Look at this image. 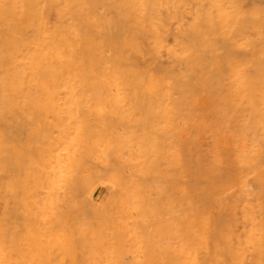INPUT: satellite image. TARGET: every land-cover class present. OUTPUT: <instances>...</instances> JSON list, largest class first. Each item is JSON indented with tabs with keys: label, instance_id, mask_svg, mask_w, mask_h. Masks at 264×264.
I'll list each match as a JSON object with an SVG mask.
<instances>
[{
	"label": "rangeland",
	"instance_id": "rangeland-1",
	"mask_svg": "<svg viewBox=\"0 0 264 264\" xmlns=\"http://www.w3.org/2000/svg\"><path fill=\"white\" fill-rule=\"evenodd\" d=\"M37 1L38 2L36 3L38 4L32 3L30 5L28 3L24 4L25 2L24 0H19L18 1L19 3L18 2L14 3L16 8L19 7V9L21 10L24 9L25 12L28 11L29 13L26 17V21L24 22L25 25L27 24L26 26L24 25L26 28L22 31L23 33L27 32V36L26 34L22 33L21 34L22 36L20 34H19L20 36L14 35L16 37L10 39L11 43H9L10 44L9 46H13V47H9L8 49L7 60L8 63L12 62L10 63L11 65L15 62V60L16 63H18L19 61L18 64L21 63L20 62L21 60L22 62L24 60L23 63L25 65L21 63L20 64L21 67L20 65H17L18 66L17 68L15 66H12L15 69L11 68L9 72H11L10 74H12L13 76L10 75V77L11 76L12 77L11 79L9 78L10 80H8L9 84L7 83L5 85L6 88L9 89L7 91L5 90L6 91L5 95L6 96L8 95V98L4 97V99H2V102H0V111H1L0 112V118H1L0 119V144H1L0 153L2 151L4 153L7 152L6 154L1 153L0 155L1 156L0 157V163H1L0 214L1 215L5 214L4 215L5 217L4 216L0 217V225L2 227V228L0 227V235H1L0 239L3 238L2 239L3 248L2 247L1 248L2 249L6 248V250L4 249L3 251L1 249L3 254L2 253L0 254L1 259L3 260L2 261L3 264H48L47 261L48 262L50 261L49 264L51 263L55 264L56 262H57L56 264H62V263L71 264V262L73 264L75 263L76 264H113V263L118 264L120 261H121L120 264H142V263L145 264L146 262H151L146 264H164V263L169 264L168 260H170L169 257L171 253H172L171 258H173L174 256L175 257L173 258L174 262L170 261L171 262L170 264H177V263L179 264H188V263L190 264H264V144H263L264 143V70L262 71V69H264V67H262V65L264 66V14L259 15L260 13H264L263 12L264 0H239V3L238 0L236 1L234 0H120V1L112 0V2L111 0H64L65 2H63V0H61L62 2L60 0H46V1L37 0ZM70 1H72L74 4L72 5ZM78 1H80L82 5L80 3H76ZM119 2H121V6ZM126 2L128 3V5L130 4L129 7ZM237 3L238 5L236 6L235 4ZM75 4L76 6H74ZM111 4H113L114 6ZM27 5L29 7H27ZM34 5L36 7H34ZM39 6L40 9L38 8ZM67 6L70 7L69 11L74 9L73 11L75 12H67L68 11L66 10ZM132 6L136 7L134 8V10L132 9L133 11L131 10V8H133ZM113 7L114 9H111ZM234 7L236 8L235 9L236 11L238 10L241 11L244 9L245 11L244 10L243 11L245 13L251 11V14L248 15V13L246 14L241 13L242 12L241 11V12H237L239 14L241 13L240 14L241 16L238 17L239 14H236L238 16L235 15ZM78 8L79 11H77ZM81 8L83 9V11H81ZM120 9H122L123 11ZM55 10H57L60 13H58ZM37 11H39V13H37ZM41 11H43L42 12L43 14L40 13ZM125 11L126 13L124 14ZM79 12L80 13L83 12V13L80 14ZM129 12L132 13L130 14ZM45 13L50 16H47ZM77 13H79V15ZM38 14H40L39 17ZM94 14H96L97 16H95ZM35 16L36 18H33ZM41 16L42 18H40ZM79 16L82 19L84 18V20H87L85 21L86 23L83 22L84 20H82ZM99 16L101 17V19H103L102 17L106 16L105 17L106 19L104 18L103 20H101L99 19ZM140 16L142 17V19ZM88 17H90L92 20ZM93 17L96 18L94 19ZM122 17L124 18L122 19ZM27 18H29V20L30 19H34V20L29 21ZM46 19H48V21H46ZM149 19L151 20L148 21ZM96 20L98 21L97 23L101 22L100 24H98V26H96L97 25ZM114 20H115V24H113ZM32 21H34L35 23ZM36 22L39 24H36ZM80 22L82 23L80 24ZM70 23L71 25H69ZM118 23H120V26ZM62 24H64V27ZM91 24H93L92 25L93 28L90 27L89 30L86 31L88 28L85 27H89ZM144 24L147 25L145 26ZM66 25L70 26L69 27L70 29L71 28L74 29H71L70 32H68L69 30L66 31V29L69 28ZM103 25H105L106 27ZM108 25H111L110 28ZM113 25L117 27L115 28ZM52 26L55 28L52 29ZM81 26H83L84 29L81 28ZM101 26H103L102 29ZM98 27L100 29H98ZM141 27L143 29H141ZM195 27H197L196 31H195ZM58 28L61 29L60 30L61 38L58 35L60 34ZM79 28L81 30L83 29L84 31H86L85 33L80 31L83 34V36L81 33L77 32L80 30ZM145 28L147 31L146 33H143L145 32ZM34 31H36L37 33L36 32L34 33ZM71 32H73L74 34ZM39 33L40 35H37ZM138 33H140L139 36ZM156 33H159L158 36H160L162 40L157 36ZM161 33L163 35H161ZM78 34L80 35V37L82 36V38L85 39L79 38ZM84 34L85 35L87 34V36L88 35L91 36L87 37ZM176 34L178 36H176ZM68 35L70 38L68 37ZM29 36L30 38L32 37V39H30L31 41H29ZM23 37L26 39L28 43L25 42V39H23ZM49 38L50 40L48 41ZM89 38L90 41H88ZM12 39L14 40L12 41ZM52 40L54 41L55 44L52 43L53 42ZM61 40L63 41L65 40V41L63 42ZM147 40L151 42V44H149ZM87 41L89 43H87ZM16 42H18V44H16ZM20 42L22 45L20 44ZM23 42L25 43L24 45L26 47L23 45ZM58 43L62 44L63 46L61 45L59 46ZM79 43H81L80 45L81 46L83 45L84 47L79 46ZM38 44L42 47V49L41 47L37 48L39 47ZM87 44L89 45L87 46ZM18 45L20 47L18 49L19 53L16 52L10 54L11 52H15V49L17 50ZM85 45L87 47H85ZM76 46H78L80 49L76 48ZM64 47L66 49L65 52H64ZM141 47L143 48L142 50L145 49L144 52L141 50ZM21 49L23 51H21ZM89 49L90 51H88ZM36 50H39L37 52L36 59H38L40 63L42 62L41 63L42 65L40 66L38 65L40 68L37 67V69H34L35 66L33 67L32 65H36L35 62ZM49 51L51 52L50 54ZM86 51H88L89 53H86ZM83 53H86V55L88 54L86 56L87 58L83 56L84 55ZM14 54L17 56H14ZM10 55L13 56L11 57ZM24 55L25 56L28 55V56L25 57ZM45 56L48 57L46 58ZM28 57H30V59ZM10 58H12V60ZM72 58L73 59L76 58V59L73 60ZM32 59L33 61H31ZM84 60H85V64L83 62ZM51 62H53V64H51L50 66ZM26 63L28 64L26 65ZM29 63L30 64L32 63L30 67H29ZM72 63H73V68H71ZM63 64L66 66H64ZM11 65L8 64L9 68ZM63 67H65L66 69ZM18 68L22 70L21 71L19 69L20 73L16 71V69L18 70ZM82 68L83 71H85V73L83 71L80 72ZM69 69H75V70H70L71 71L70 72ZM37 70L40 72L38 73ZM57 70L60 72H58ZM62 70L64 73L62 72ZM50 71L51 72L54 71L55 73H51ZM21 72L22 73L24 72L25 75L24 73L22 74ZM43 72H45L46 74ZM68 72L70 73L68 74ZM57 73L58 75H56L57 78L56 79L54 74ZM60 73L62 74L59 75ZM82 73L84 76L83 77L80 76L79 78V75H82ZM15 74H18V77H16ZM39 74L43 76H40ZM62 75L63 76L65 75L64 76L65 78H63ZM35 76L37 79L34 78ZM88 78H90V80H88ZM248 81H250L253 84L250 86V82ZM58 83L59 85L60 84L61 85L58 86ZM38 85L40 87H38ZM69 85H71L70 87L71 89L67 87ZM32 86L36 87V89L35 88L32 89L33 88ZM7 92L8 94H6ZM55 92L56 94L54 96L53 94ZM9 94L10 95L12 94V96L14 95L13 96L14 99L10 98L12 96H9ZM60 96L62 98H59ZM5 99L6 101H3ZM54 99L55 102L53 101ZM69 101H71V103ZM4 102L7 105L4 104ZM73 102H75L76 104H73ZM65 103H69V104H65ZM30 104L31 105L34 104L36 106L34 105L30 106ZM54 106L55 108H57V110L54 108ZM57 106L58 107L61 106V107L58 108ZM49 107L54 109L53 110L49 109ZM64 108L71 110L63 111ZM55 111H61V113ZM8 115L13 116V118L17 115L18 116L13 119L11 116H9L8 118ZM67 115L70 117H68ZM4 117H7L8 120L7 119L5 120ZM48 118L49 120L53 118L51 119V121H53V124H51L52 122H50ZM9 119H11V122H9L10 121ZM56 121L58 125H56L57 124ZM91 123H93L95 127ZM1 126L2 128H5L3 131L5 134L7 133L8 135L3 134ZM68 126L69 128H67ZM64 127H66L67 130ZM84 129L85 130L87 129V131H85ZM97 130L99 131L97 132ZM59 131L60 132L62 131L61 132L62 134ZM78 133L80 134L81 137L78 135ZM42 134H44L45 136ZM73 134L76 136H73ZM46 135L50 137L44 138L47 137ZM53 135H56V137ZM97 135H99V137H97ZM20 137L23 138H21L20 140ZM52 137H54L55 139ZM78 137H80V139ZM38 139L41 140L38 141ZM74 139L75 140L77 139L76 141L78 142H75ZM82 139L85 140L86 143H84L85 141H83ZM96 139H98V141ZM12 140L13 142H11ZM47 140H49V143L45 142ZM42 142H45V145H47L49 148L47 146L46 147L42 146L41 147L42 149L40 148L41 151L39 149L37 150L40 144H44ZM60 143L62 144L60 145ZM80 143L83 145V147ZM64 144L66 146H64ZM24 145L27 148H25ZM89 145L93 147V149H91ZM56 148L58 151L56 150ZM68 148H70V150ZM42 150L43 152L45 150L44 152L45 155L43 154ZM15 151L17 152L16 154H14ZM20 151L22 153H20ZM34 151L36 152V154L37 152L39 154L35 155ZM50 151L53 152L51 153ZM89 152L91 153L89 154ZM85 153L86 154L88 153L87 154L88 162L87 160L84 161L83 159L86 156ZM113 153L114 155L116 154L115 157L113 156ZM28 154L31 155L29 156ZM88 155L91 157H88ZM18 156L19 158H17ZM37 156L40 161L42 160L41 162H38V159L36 158ZM46 156L48 157V159ZM57 156L58 158H56ZM64 156H66L67 159ZM5 157L7 160H5ZM60 157L62 159L65 158L64 160L66 161L60 159ZM43 158L50 161V163L47 160H44ZM57 159L58 160L60 159V161H57ZM31 160L33 161V163L37 161V164L34 163L32 165ZM70 160H72L73 162ZM24 161L26 162L28 161V162L26 163ZM56 161L59 163H57ZM62 161H64L65 163H63ZM82 161H84L85 164H83ZM13 162L14 163L19 162L20 165H18V163L13 164ZM55 163H57V165ZM7 164H9L10 166ZM62 164L64 166H62ZM24 165H26L25 166L26 168L24 167ZM40 165L46 167L44 168ZM66 165L68 166V168ZM79 165H81L82 169ZM38 166L41 167L40 170L39 168H36ZM49 166L51 168L54 167L55 170L51 169ZM19 167L20 169L21 168L22 169L20 170ZM1 168L2 169L4 168L3 171L1 170ZM42 168L45 169L46 172H44ZM69 168L73 170H69ZM110 168L114 169V174L110 173L111 172ZM34 169H37L41 173L39 174V172L37 170L36 172ZM30 170H32V172ZM49 171H51V173L54 174L56 177L53 176L52 174L51 176ZM90 171L94 175H92ZM95 171L99 173L101 177H99V174H97ZM117 171L118 174L121 172L122 173L121 175L123 177H121L120 174L118 175ZM26 173L30 177L27 176ZM36 173L39 176L34 175ZM42 173H45L44 174L46 175L45 177L48 176V178L45 179ZM59 173L61 175H59ZM104 173H107V175ZM78 175H80L81 178H79L80 176L78 177ZM32 176L33 179H30ZM3 177H5V179ZM6 177H8L9 179L12 178V180H10L12 183L9 181V179L6 180L7 179ZM17 177H19V179H17ZM119 177L122 178L123 180L122 179L120 180ZM22 178L23 179L25 178L24 181L22 180ZM43 179L45 183H43L44 182L42 181ZM54 179H56V181ZM58 179H61L63 181ZM90 179L94 180L93 183L92 181H90ZM57 180L59 181V183H57L58 182ZM71 180H75V181H71ZM79 180L80 181L85 180V181H82L80 183ZM67 181L68 183L70 182L76 183V181L77 183L78 182L79 183L78 184L76 183L77 185L75 183L74 184L70 183L71 185H67L68 184ZM141 182L142 183L146 182V184L148 183V185H145L149 187V188L146 187L148 193L145 191V186L142 185ZM37 183L40 184L36 185ZM128 183H130V185ZM16 184H18V186ZM43 184H45L46 186H43ZM22 185L23 187H21ZM11 186L13 187L12 189L14 190L11 189ZM27 186L30 187V189L27 190ZM37 186H42L45 188H39ZM47 186H49L48 188L50 189H48ZM52 186L56 190H54ZM72 186H74L73 188H75V190L77 189L78 191L77 193L79 194H77L76 191H74ZM87 186H89L90 188ZM63 187L67 189V192L65 191L66 189L62 190L64 189ZM123 187L128 188L129 191L127 192V189L125 190V188ZM19 188L20 190L22 189L23 191L25 189L26 190L23 193L22 191L21 192L19 191ZM82 188L84 190H82ZM139 188H141L142 190L145 191V193H147L146 197L144 194H142L143 191L141 192V189ZM43 189L45 193H43ZM123 189L126 192L125 191L121 192V190ZM47 190L48 192H46ZM49 190H51V192ZM72 190L74 191V193H72ZM29 191L32 193L29 194ZM55 191H57V193ZM116 191L119 192L120 196L122 197H120ZM135 191L136 192L138 191L137 192L138 195L136 194ZM87 192H91V193L87 194ZM42 193L47 194L44 195L45 198L43 199H42V195H43ZM58 193H60V196ZM18 195H19L18 198H21L23 200L26 197L27 198L31 197L32 199L30 200L26 198L27 200H29L27 201L28 203L26 204L29 203L30 204L24 205L23 200L21 202L19 201L20 199L15 198ZM38 195L40 196L39 198L36 197ZM52 195H55L54 198L52 197ZM78 195L80 198L78 197ZM141 195H144L143 196L144 200L147 199L148 196L152 199L150 200L151 202L152 201L154 202L155 200L156 201L159 200L160 203L162 202L161 203V205H163L162 207H160L161 205L158 201L157 204H159L160 206L156 204L157 206L160 207L159 208L160 211L156 213V211L158 210V208H154L156 205L154 206L153 202L152 204L149 201L142 200ZM3 196H12V197L11 198L6 197V199H4ZM66 196H69L71 199ZM75 196L77 197V199L79 198L80 200L75 199L76 198ZM136 196H138V198ZM81 197L85 199L84 200L85 202ZM87 197L89 200L87 199ZM7 198H9L10 200H8ZM126 198L128 200H126ZM54 199H57L58 201ZM63 199L69 201L66 203L64 202ZM129 199L133 202L132 203L131 201L129 202ZM135 199L136 202L139 201L140 203L138 202L136 204V202L134 201ZM34 200L35 201L39 200L42 205H40L39 201H38L39 204L37 202H33ZM6 201H11V202H6ZM46 201H48V203H45ZM142 201H144V204L145 202H148L147 204L149 203L151 204L144 205ZM19 202L21 203V205H17ZM54 202L57 203L55 204ZM80 202L81 204L83 203V206L79 204ZM87 202H89L90 204ZM6 203H8V205ZM113 204L116 206H114ZM126 204H128V206ZM129 204H130V208L133 209L134 211L128 208ZM48 205H50L49 209H48ZM20 206L22 210L20 209ZM54 206L56 207L54 208ZM76 206H78L77 210L74 209L76 208ZM135 206L137 207V210ZM145 206H148V208ZM26 207L29 208L25 209ZM150 207L151 210H147L150 209ZM152 207L154 208L155 213L154 211L150 212L153 210ZM124 208L127 209L124 210ZM145 208L146 210H144ZM161 208L164 210L163 212L161 211L162 210ZM72 209L75 211H73ZM10 211L11 213H8ZM58 211L60 212L66 211V213L65 212L60 213ZM14 212L15 214L17 213L16 216L13 214ZM49 212L52 214H50ZM74 212L76 213L78 212L79 215L76 213L74 214ZM111 212L112 214H110ZM122 212L125 215H123ZM149 212L151 214H149ZM44 213L47 214L43 215ZM166 213L169 215V217H167L168 215H166ZM137 214L138 215L140 214L142 216V217L138 216L137 219L140 220L141 218L143 219L141 220L142 222H140V224L142 223H144V225L149 224L148 226L147 225L145 226L147 228H145L144 225L142 227L139 224L138 221L140 220L138 221L135 220L136 219L135 216L137 217ZM175 214H178V216ZM22 215L25 216L23 217ZM27 215L32 217L33 222L29 221L31 220V218H27L28 217ZM46 215L50 218H46L47 217ZM51 215H53L54 217L52 216V218L55 219H52ZM55 215L57 216L59 215V216L56 217ZM86 215L87 217H85ZM117 215H118V219H117ZM14 216L16 218H13ZM78 216L80 217L81 220L78 219L79 218ZM174 216L176 217V219ZM179 216L180 217L182 216L181 218L183 219L179 218ZM22 217L27 222L29 221L28 222L29 225L26 221L24 222L22 221L23 220ZM144 217L148 219H145ZM171 217L172 219L174 218L175 220V221L173 220L174 222L173 225H172V219L170 223L167 222L170 220ZM17 218L19 221L17 220ZM121 218L122 219L124 218V222L125 220L128 219V221L125 222L127 225L122 224L123 221ZM167 218H169V220ZM39 219L41 220L46 219L45 220L46 222L44 221L40 222ZM64 219L66 220V222ZM83 219H85L84 220L85 222L84 221L81 222ZM120 219L122 222L119 221ZM76 220L78 223L76 222ZM144 220L146 222H144ZM158 220L159 222H157ZM176 220L177 221L179 220L178 224L180 225L177 224ZM48 221L50 223L52 222L51 225ZM136 221L137 224H139L138 225L139 229L136 228L137 226L135 223ZM160 221L162 224L164 223L165 224L161 225ZM9 222H12L10 223L11 225L9 224V226L12 228L8 226L9 227L8 228L9 231H8L7 223ZM15 222H18V224L21 225L20 229L18 228L19 225ZM129 222L130 224H128ZM42 223H44V226ZM82 223H84V226ZM61 224L62 226L59 227ZM75 224L77 226H74ZM133 225H134L135 233L133 232V234H130L132 231H134ZM165 225L166 226L169 225L167 227L168 231L166 230L168 232L167 235L173 237V238L169 237L170 238L169 243H168L169 241L168 238L167 240H164L165 239L164 236L167 237L166 231L165 230L163 231ZM119 226L121 228H119ZM171 226L174 229L172 228L170 229ZM4 227L6 228L3 229ZM14 227L17 229H15ZM159 227L160 229H158ZM175 227L179 228L178 229L179 232H177V229L175 230ZM70 228L72 230L71 233L70 230H68ZM25 229L27 230L25 231ZM36 229L41 234H38ZM45 229H47L48 231L47 230L45 231ZM60 229H63L64 231ZM65 229L68 231H66ZM116 229L118 230L116 231ZM121 229L123 231H121ZM98 230L102 232H98ZM127 230H131L130 233ZM145 230L146 232L149 231V233H147L146 236L140 235L142 231L144 234ZM62 231L64 233H62ZM126 231L128 232V234L125 233ZM152 231H158V232H152ZM18 232L21 233L23 237H21L20 234L18 235L17 234ZM26 232L28 233L26 234ZM89 232H91L92 235L91 233L89 234ZM121 232L123 233V235H121L122 234ZM175 232H177L176 234L179 235V238L178 235H176L175 237L173 236ZM9 233H12L13 235ZM22 233H24L25 235ZM4 234L5 235L7 234V236H5ZM28 234H30L31 239L29 237L28 239L26 238L27 236H29ZM65 234L67 235L69 234V235L67 236ZM82 234H85V236ZM148 234L149 235L154 234V236L153 235L148 236ZM14 235L15 236L17 235L16 238ZM59 235L60 236L62 235V237H60ZM81 235H82V239L83 237H85L84 240L80 238ZM87 235L89 236V240ZM109 235L110 237L111 236L112 237L110 238ZM54 236H56V238H54ZM90 236H92V238ZM6 237H9V240L8 238L6 239ZM130 237L131 239H128ZM148 237L150 238L149 242L145 241ZM12 238H14V241H12L13 240ZM57 238L59 240L61 239V241H58ZM62 238H64L65 240ZM101 238H105V239L103 240ZM144 238L146 239L144 240ZM153 238H158L159 240H152ZM15 239L16 240L19 239V241H16ZM98 239L103 240V242L99 241ZM124 239L130 240V242ZM132 239L134 241H131ZM114 240L120 245L115 243ZM137 240L139 241L141 240L144 242L141 243L140 241V243L137 244ZM25 241L28 242L25 243ZM30 241L31 243H29ZM152 241L153 242L157 241L158 243L156 242L153 243ZM159 241H163V243L160 244L161 242ZM164 241H166V243H164ZM181 241L184 244L181 243L182 244L181 245L180 244ZM55 242L57 244L59 243V245H56ZM84 242H86V244H84ZM120 242H122L123 244ZM75 243L77 244L76 246L74 245ZM150 243H152V245H149L150 247L147 246V244ZM61 244H63V246ZM82 244L83 246L81 247ZM127 244L129 246H126ZM134 244L137 245L135 246ZM159 244L162 247H160ZM164 244L166 245L168 250H166ZM10 245H12L11 248H9ZM116 245L118 246L116 247ZM172 245L174 246V249H176L175 252H173L174 250L172 251L173 249V247H171ZM40 246L42 248H40ZM141 246H143L144 250H142L141 253L140 252L137 253V251H141L142 249ZM163 246L167 251V253L165 250L163 253L162 251ZM182 246H185L186 249ZM26 247L30 254L29 253L26 254L27 253V250L25 249ZM29 247L31 251L29 250ZM36 247H38V249ZM67 247L70 248L65 249ZM132 247L134 249H132ZM189 247L192 249V251ZM75 248H77V250ZM115 248L117 251L114 250ZM137 248H139V250ZM148 248L150 252H147L149 251ZM187 248H189V251ZM10 249L13 251L11 252ZM135 249L137 250L135 251ZM155 249H159V250L156 251ZM64 250L65 252L66 251H70V252L65 253ZM82 250L84 251V253L81 252ZM85 250L87 251L85 252ZM133 250L135 252H133ZM185 250L190 253V254L186 253V255L187 256L189 255V257H186V255H184L185 253L183 254V251ZM17 251L23 252L24 254L18 253ZM33 251L35 252L33 253ZM53 251L56 252L59 251V253L57 254ZM176 251H178L179 253H177ZM145 252L146 254H144V257L147 255L146 257L147 259H149V261L146 259V257L145 258L142 257V253ZM53 253H55L56 257L54 256ZM71 253L74 255H71ZM132 253L133 255H130ZM153 253L155 255L158 254L159 257L161 256V258H158V255L155 258V255ZM173 253L175 254L174 256ZM45 254L51 256L52 258L45 257L47 256ZM63 254H65L66 257L63 256ZM7 255L9 256V260L7 258L8 257ZM21 255L24 257V259ZM109 255L111 256L109 257ZM150 255H152V257H150ZM166 255L168 257L166 258L167 260L162 258V257H166ZM131 256L132 257L136 256L138 257V259H136V257L133 258L134 261L132 263L133 259L131 258ZM74 257L76 258L74 259ZM18 258L19 260L16 261V259ZM125 258H127L128 261ZM152 258H154L153 259L154 262L151 260ZM187 258L188 259L192 258L193 261L191 259L187 260ZM51 259H54L55 261ZM78 259H80L82 263H80V260ZM37 260L40 261L41 263L38 262ZM44 260L46 261V263ZM159 260L161 263H159ZM185 261H189V262H185Z\"/></svg>",
	"mask_w": 264,
	"mask_h": 264
},
{
	"label": "bare ground",
	"instance_id": "bare-ground-1",
	"mask_svg": "<svg viewBox=\"0 0 264 264\" xmlns=\"http://www.w3.org/2000/svg\"><path fill=\"white\" fill-rule=\"evenodd\" d=\"M18 1H19V0H0V102H2V99H4V97H5V98H8V95L6 96V95H5V92H6L7 90H9V89H7L5 85H6L7 83L9 84L8 80H10L11 77L13 76L12 74H10L11 72H9V71L11 70V68H13L12 66H15V67L17 68V67H18L17 65H20L21 63L24 62V60H23V62H22V60H21V61H20L21 63L18 64L19 61H18V63H16V60H15V62L11 65L10 63H12V62H9V63H8V60H7V58H8V57H7L8 49H9V47H13V46H9V45H10L9 43H11V42H10V39L13 38V37H16V36H20V35L23 33L22 31L26 28L25 26L27 25V24L25 25L24 22L26 21V17H27V15H28L29 13H28V11L25 12L24 9H22V10H23V11H22L21 9H19V7L16 8V6L14 5V3H16V2H18ZM24 1H25L24 4H25V3H28L29 5L32 4V3H33V4H34V3H35V4H38V3H36V2H38L37 0H24ZM45 1H46V0H45ZM60 1H61V0H60ZM117 1H118V0H117ZM119 1H120V0H119ZM234 1H236V0H234ZM22 2H23V1H22ZM40 2H41V1H40ZM40 2H39V4H40ZM56 2H57V1H56ZM56 2H55V3H56ZM61 2H62V1H61ZM63 2H65V1L63 0ZM70 2L72 3V5L74 4L72 1H70ZM111 2H112V0H111ZM111 2H110V3H111ZM130 2H131V1H130ZM18 3H19V2H18ZM53 3H54V2H53ZM76 3H80V1H78V2H76ZM110 3H109V4H110ZM116 3H117V2H116ZM126 3H127V2H126ZM126 3H125V4H126ZM238 3H239V0H238ZM238 3L235 4V5L237 6ZM21 4H22V3H21ZM21 4H20V5H21ZM51 4H52V3H51ZM58 4H59V3H58ZM80 4H81V3H80ZM119 4H120V6H121V2H119ZM16 5H19V4H16ZM22 5H23V4H22ZM44 5H45V4H44ZM53 5H54V4H53ZM70 5H71V4H70ZM81 5H82V4H81ZM111 5H113V4H111ZM127 5H128V3H127ZM129 5H130V4H129ZM129 5H128V7H129ZM32 6H33V5H32ZM37 6H38V5H37ZM74 6H76V4H75ZM108 6H109V5H108ZM113 6H114V5H113ZM125 6H126V5H125ZM139 6H140V5H139ZM11 7H13V8H11ZM22 7H23V6H22ZM27 7H29V6L27 5ZM27 7H26V8H27ZM34 7H36V6L34 5ZM51 7H52V5H51ZM110 7H111V6H110ZM115 7H116V6H115ZM126 7H127V6H126ZM132 7H133V8H131V10H132V9L134 10V8H136V7H134V6H132ZM38 8L40 9V6H39ZM44 8H47V7H44ZM58 8H59V7H58ZM69 8H70V7L67 6V9H66V10H68L67 12H75V11H73L74 9H72V8H71L72 10L69 11ZM76 8H77V7H76ZM120 8H121V7H120ZM139 8H140V7H139ZM49 9H51V8H49ZM56 9H57V8H56ZM59 9H60V8H59ZM63 9H64V8H63ZM111 9H114V7L111 8ZM122 9H123V8H122ZM122 9H120V10H122ZM124 9H125V8H124ZM235 9H236V8L234 7V10H235ZM237 9H238V8H237ZM239 9H240V8H239ZM29 10H30V9H29ZM34 10H35V9H34ZM47 10H48V9H47ZM52 10H53V9H52ZM60 10H61V9H60ZM133 10H132V11H133ZM135 10H136V9H135ZM243 10H244V9H243ZM243 10H241L242 12L239 11V10H238V11L235 10V15H236V14H239V13H237V12L245 13V12H244L245 10H244V11H243ZM48 11H49V10H48ZM55 11H57V10H55ZM61 11H62V10H61ZM77 11H79V8L77 9ZM81 11H83L82 8H81ZM122 11H123V10H122ZM232 11H233V10H232ZM257 11H258V9H257ZM34 12H35V11H34ZM42 12H43V11H41L40 13H42ZM57 12H58V11H57ZM65 12H66V11H65ZM67 12H66V13H67ZM84 12H85V11H84ZM118 12H120V11H118ZM149 12H150V11H149ZM149 12H148V13H149ZM263 12H264V11H263ZM37 13H39V11H37ZM47 13H48V12H47ZM58 13H60V12H58ZM79 13H80V12H79ZM79 13H77V14L79 15ZM81 13H83V12H81ZM81 13H80V14H81ZM121 13H122V12H121ZM125 13H126V11L124 12V14H125ZM129 13L131 14L132 12H129ZM136 13H137V12H136ZM241 13H240V14H241ZM246 13H248V15H249V14H251V11H250V12H246ZM246 13H245V14H246ZM258 13H259V12H258ZM42 14H43V13H42ZM42 14H41V15H42ZM45 14H46V13H45ZM49 14H50V13H49ZM85 14H86V13H85ZM88 14H89V13H88ZM88 14H87V15H88ZM124 14H123V15H124ZM137 14H138V13H137ZM144 14H145V13H144ZM240 14H239V16H238V15H236V16L240 17V16H241ZM253 14H254V13H253ZM256 14H257V13H256ZM261 14L263 15L264 13H260L259 15H261ZM32 15H33V14H32ZM32 15H31V16H32ZM39 15H40V14H38V17H39ZM46 15H47V14H46ZM73 15H74V14H73ZM89 15H90V14H89ZM91 15H93V14H91ZM94 15L97 16L96 14H94ZM100 15H101V14H100ZM102 15H103V14H102ZM123 15H122V16H123ZM126 15H127V14H126ZM142 15H143V14H142ZM47 16H50V15H47ZM129 16H130V15H129ZM135 16H137V15H135ZM242 16H243V15H242ZM251 16H252V15H251ZM63 17H64V16H63ZM79 17H80V16H79ZM105 17H106V16H105ZM105 17H102V18L104 19ZM118 17H119V15H118ZM125 17H126V16H125ZM140 17H141V16H140ZM143 17H144V16H143ZM146 17H147V16H146ZM148 17H149V15H148ZM148 17H147V18H148ZM33 18H36V16L33 17ZM40 18H42V16H41ZM48 18H50V17H48ZM76 18H78V17H76ZM80 18H81V17H80ZM80 18H78V19H80ZM88 18H90V17H88ZM93 18L95 19L96 17H93ZM123 18H124V17H122V19H123ZM27 19L29 20V18H27ZM37 19H39V18H37ZM37 19H36V20H37ZM81 19H82V18H81ZM90 19H91V18H90ZM99 19H101L100 16H99ZM99 19H97V20H99ZM103 19H101V20H103ZM105 19H106V18H105ZM127 19H128V18H127ZM130 19H131V17H130ZM141 19H142V17H141ZM11 20H13V21H11ZM31 20H34V19H30L29 21H31ZM82 20H84V18H83ZM91 20H92V19H91ZM97 20H96V23L98 22ZM116 20H117V19H116ZM125 20H126V19H125ZM132 20H133V19H132ZM145 20H146V19H145ZM150 20H151V19H149L148 21H150ZM9 21H10V22H9ZM29 21H28V22H29ZM38 21H40V20H38ZM43 21H45V20H43ZM46 21H48V19H46ZM63 21H64V20H63ZM63 21H62V22H63ZM80 21H81V20H80ZM85 21H87V20H84L83 22H85ZM107 21H108V20H107ZM148 21H147V22H148ZM32 22H34V21H32ZM70 22H71V21H70ZM78 22H79V21H78ZM78 22H77V23H78ZM123 22H124V21H123ZM132 22H133V21H132ZM135 22H136V21H135ZM34 23H35V22H34ZM63 23H64V22H63ZM68 23H69V22H68ZM81 23H82V22H80V24H81ZM85 23H86V22H85ZM100 23H101V22H100ZM100 23H97V25H96V24H94V25L98 26V24H100ZM102 23H103V21H102ZM107 23H108V22H107ZM107 23H106V24H107ZM140 23H141V22H140ZM30 24H31V23H30ZM36 24H39V23L36 22ZM45 24H47V23H45ZM66 24H67V22H66ZM87 24H88V22H87ZM89 24H90V23H89ZM106 24H105V25H106ZM109 24H110V22H109ZM113 24H115V20H114V23H113ZM118 24H119V26H120V23H118ZM118 24H116V25H118ZM24 25H25V26H24ZM33 25H35V24H33ZM42 25H43V24H42ZM56 25H57V24H56ZM59 25H60V24H59ZM62 25H63V27H64V24H62ZM69 25H71V23H70ZM76 25H77V24H76ZM82 25H85V24H82ZM92 25H93V24H91L89 27H85V28H88L86 31H88L89 28L92 27ZM101 25H102V24H101ZM105 25H103V26H105ZM144 25H145V24H144ZM146 25H147V24H146ZM146 25H145V26H146ZM66 26H67L68 28L70 27V26H68V25H66ZM66 26H65V27H66ZM103 26H101V29L103 28ZM108 26H109V28H110L111 25H108ZM113 26H114V25H113ZM44 27H46V26H44ZM59 27H60V26H59ZM105 27H106V26H105ZM105 27H104V28H105ZM114 27L116 28L117 26H114ZM142 27H143V24H142ZM142 27H141V29H143ZM38 28H39V27H38ZM47 28H49V27H47ZM54 28H55V27L52 26V29H54ZM81 28H83V26H81ZM92 28H93V27H92ZM95 28H96V27H95ZM121 28H122V27H121ZM147 28H148V26H147ZM32 29H33V27H32ZM34 29H35V28H34ZM52 29H51V30H52ZM71 29H74V28H71ZM71 29H70V28H69V29H66V31L69 30L68 32H70ZM76 29H78V28H76ZM79 29H80V28H79ZM83 29H84V28H83ZM83 29H82V30L80 29V30L77 31V32L81 33L80 31H82V32L85 33L86 31H84ZM98 29H100V28L98 27ZM119 29H120V28H119ZM123 29H124V28H123ZM149 29H150V28H149ZM196 29H197V27H195V31H196ZM37 30H38V29H37ZM42 30H43V29H42ZM47 30H48V29H47ZM58 30H59V33H60V30H61V29L58 28ZM62 30H63V29H62ZM107 30H108V29H107ZM113 30H114V29H113ZM120 30H121V29H120ZM191 30H192V29H191ZM27 31H28V30H27ZM45 31H46V30H45ZM52 31H53V30H52ZM66 31H63V32H66ZM118 31H119V30H118ZM118 31H117V32H118ZM137 31H138V28H137ZM146 31H147V30H146V28H145V32H143V31H142V32H143V33H146ZM148 31H149V30H148ZM165 31H166V29H165ZM193 31H194V30H193ZM35 32H36V31H34V33H35ZM53 32H54V31H53ZM56 32H57V31H56ZM91 32H93V31H91ZM91 32H90V33H91ZM162 32H163V31H162ZM36 33H37V32H36ZM71 33H73V32H71ZM143 33H142V34H143ZM159 33H160V32H159ZM159 33H156L157 36L159 35ZM195 33H196V32H195ZM19 34H20V35H19ZM23 34H26V36H27V32H26V33H23ZM55 34H56V33H55ZM73 34H74V33H73ZM81 34H82V33H81ZM87 34H88V33H87ZM87 34H86V35L84 34V35L87 36ZM92 34H93V33H92ZM119 34H120V33H119ZM139 34H140V33H138V36H139ZM196 34H197V33H196ZM14 35H16V36H14ZM37 35H40V33L37 34ZM46 35H47V34H46ZM56 35H57V34H56ZM58 35H59V37L61 38V36H60L61 33L58 34ZM69 35H70V33H69ZM69 35H68V37H69ZM75 35H77V34H75ZM75 35H74V36H75ZM78 35H79V34H78ZM147 35H148V34H147ZM147 35H146V36H147ZM161 35H163V34L161 33ZM193 35H195V34H193ZM193 35H192V36H193ZM21 36H22V35H21ZM34 36H35V34H34ZM42 36H43V35H42ZM50 36H51V35H50ZM82 36H83V34H82ZM82 36L80 37V35H79V38H82ZM88 36H91V35H88ZM88 36H87V37H88ZM176 36H178V35L176 34ZM24 37H25V36H24ZM24 37H23V39L26 38V37H25V38H24ZM39 37H40V36H39ZM39 37H38V38H39ZM44 37H46V36H44ZM44 37H43V38H44ZM51 37H52V36H51ZM57 37H58V36H57ZM136 37H137V36H136ZM140 37H141V36H140ZM147 37H148V36H147ZM147 37H146V38H147ZM158 37L160 38V36H158ZM19 38H20V37H19ZM21 38H22V37H21ZM47 38H48V36H47ZM53 38H54V37H53ZM60 38H59V39H60ZM63 38H64V37H63ZM69 38H70V37H69ZM77 38H78V37H77ZM146 38H145V39H146ZM30 39H32V37L30 38V36H29V41H31ZM59 39H58V40H59ZM82 39H85V38H82ZM115 39H116V38H115ZM145 39H144V41H145ZM150 39H151V38H150ZM160 39H161V38H160ZM13 40H14V39H12V41H13ZM15 40H16V39H15ZM18 40H19V39H18ZM27 40H28V39H27ZM41 40H42V39H41ZM49 40H50V38L48 39V41H49ZM74 40H75V39H74ZM78 40H79V39H78ZM86 40H87V39H86ZM157 40H159V39H157ZM161 40H162V39H161ZM20 41H22V40H20ZM34 41H36V40H34ZM48 41H47V43H48ZM52 41H53V40H52ZM59 41H60V40H59ZM61 41H63V40H61ZM64 41H65V40H64ZM64 41H63V42H64ZM76 41H77V40H76ZM79 41H80V40H79ZM81 41H82V40H81ZM88 41H90V38L88 39ZM88 41H87V43H89ZM116 41H117V40H116ZM25 42H27L26 39H25ZM39 42H41V41H39ZM74 42H75V41H74ZM142 42H143V40H142ZM147 42H149V41L147 40ZM27 43H28V42H27ZM32 43H33V42H32ZM32 43H31V44H32ZM52 43H54V41H53ZM59 43H60V42H59ZM59 43H58V44H59ZM117 43H118V42H117ZM134 43H135V42H134ZM136 43H137V42H136ZM145 43H146V42H145ZM14 44H15V43H14ZM16 44H18V42H16ZM20 44H21V42H20ZM24 44H25V43L23 42V45H24ZM54 44H55V43H54ZM80 44H81V43H79V46H81ZM82 44H83V43H82ZM138 44H139V43H138ZM149 44H151V42H149ZM149 44H148V45H149ZM21 45H22V44H21ZM26 45H27V44H26ZM33 45H34V44H33ZM38 45H39V44H38ZM60 45L63 46L62 44H59V46H60ZM75 45H76V44H75ZM88 45H89V44H87V46H88ZM114 45H115V43H114ZM24 46H25V45H24ZM28 46H29V45H28ZM43 46H44V45H43ZM82 46H83V45H82ZM82 46H81V47H82ZM87 46L85 45V47H87ZM22 47H23V46H22ZM25 47H26V46H25ZM33 47H34V46H33ZM40 47H41V46L39 45V47H37V48H40ZM83 47H84V46H83ZM116 47H117V45H116ZM116 47H115V48H116ZM19 48H20V47H19V45H18L17 50L15 49V52H11L10 54H12V53H16V52L19 53V51H18ZM44 48H46V47H44ZM51 48H52V47H51ZM73 48H75V47H73ZM76 48H79V47L76 46ZM90 48H91V45H90ZM115 48H114V49H115ZM41 49H42V47H41ZM53 49H55V48H53ZM79 49H80V48H79ZM87 49H88V48H87ZM116 49H117V48H116ZM135 49H136V48H135ZM142 49H143V48L141 47V50H142ZM12 50H14V49H12ZM45 50H47V49H45ZM51 50H52V49H51ZM65 50H66V49H65V47H64V52H65ZM144 50H145V49H144ZM144 50H142V51L144 52ZM21 51H23V50L21 49ZM38 51H39V50H36V51H35V52H36V53H35L36 55L34 54V55H35V62H36V65H32V63H31V64L29 63V67H30V65H32L33 67L35 66L34 69H37V67H39L40 65H42V64H41L42 62L40 63L39 60L36 59V56H37V52H38ZM53 51H54V50H53ZM77 51H78V50H77ZM80 51H81V50H80ZM88 51H90V49H89ZM88 51H86V53H89ZM29 52H30V51H29ZM41 52H42V50H41ZM143 52H142V53H143ZM27 53H28V52H27ZM27 53H26V54H27ZM50 53H51V52L49 51V54H50ZM86 53H83V54H84L83 56L86 57V56L88 55V54L86 55ZM38 54H39V53H38ZM64 54H65V53H64ZM80 54H81V52H80ZM34 55H33V56H34ZM40 55H41V53H40ZM65 55H66V54H65ZM78 55H79V54H78ZM10 56H11V55H10ZM12 56H13V55H12ZM12 56H11V57H12ZM14 56H17V55L14 54ZM20 56H21V55H20ZM24 56H25V55H24ZM27 56H28V55H27ZM27 56H25V57H27ZM29 56H31V55H29ZM81 56H82V55H81ZM142 56H143V54H142ZM45 57H46V56H45ZM47 57H48V56H47ZM47 57H46V58H47ZM49 57H50V55H49ZM75 57H76V56H75ZM28 58L30 59V57H28ZM43 58H44V57H43ZM43 58H41V59H43ZM77 58H78V57H77ZM83 58H84V57H83ZM86 58H87V57H86ZM10 59L12 60V58H10ZM29 59H28V60H29ZM33 59H34V58H33ZM33 59H32L31 61H33ZM72 59H73V58H72ZM75 59H76V58H74L73 60H75ZM78 59H79V58H78ZM18 60H19V59H18ZM51 60H52V59H51ZM54 60H55V59H54ZM54 60H53V61H54ZM80 60H81V59H80ZM80 60H79V61H80ZM9 61H10V60H9ZM43 61H44V60H43ZM48 61H50V60H48ZM81 61H82V60H81ZM35 62H34V63H35ZM54 62H55V61H54ZM57 62H58V61H57ZM73 62H74V61H73ZM83 62H84V64H85V60H84ZM8 64L11 65L10 68H9ZM27 64H28V63H26V65H27ZM43 64H44V63H43ZM47 64H48V63H47ZM51 64H53V62L50 63V66H51ZM55 64H56V63H55ZM78 64H79V62H78ZM23 65H25V64L23 63ZM38 65H39V66H38ZM63 65H64V64H63ZM82 65H83V63H82ZM7 66H8V67H7ZM52 66H53V65H52ZM57 66H58V65H57ZM64 66H66V65H64ZM74 66H75V65H74ZM20 67H21V65H20ZM46 67H47V66H46ZM70 67H71V66H70ZM76 67H77V66H76ZM76 67H75V68H76ZM80 67H81V65H80ZM83 67H84V66H83ZM262 67H264V66L262 65ZM8 68H9V69H8ZM39 68H40V67H39ZM39 68H38V69H39ZM41 68H42V66H41ZM63 68H65V67H63ZM68 68H69V67H68ZM71 68H73V63H72V67H71ZM78 68H79V67H78ZM131 68H132V67H131ZM13 69H15V68H13ZM19 69H20V68H18V70L16 69V71L20 73V70H21V69H20V70H19ZM28 69H29V68H28ZM30 69H32V68H30ZM65 69H66V68H65ZM85 69H86V68H85ZM133 69H134V68H133ZM261 69H262V68H261ZM26 70H27V68H26ZM43 70H44V69H43ZM70 70H75V69H69V71H70ZM131 70H132V69H131ZM263 70H264V69H262V71H263ZM13 71H14V70H13ZM13 71H12V72H13ZM21 71H22V70H21ZM37 71H38V70H37ZM57 71H58V70H57ZM76 71H77V70H76ZM78 71H79V70H78ZM82 71H83V68H82V70H80V72H82ZM88 71H89V70H88ZM17 72H16V73H17ZM26 72H27V71H26ZM39 72H40V71H38V73H39ZM50 72H51V71H50ZM58 72H60V71H58ZM62 72H63V70H62ZM70 72H71V71H70ZM70 72H68V74H69ZM83 72L85 73V71H83ZM21 73H22V72H21ZM23 73H24V72H23ZM23 73H22V74H23ZM27 73H28V72H27ZM43 73H45V72H43ZM51 73H55V72L53 71V72H51ZM51 73H50V74H51ZM63 73H64V72H63ZM86 73H87V71H86ZM249 73H252V72H249ZM255 73H256V72H255ZM29 74H30V73H29ZM45 74H46V73H45ZM61 74H62V73H60L59 75H61ZM68 74H67V75H68ZM10 75H12V76L10 77ZM15 75H16V77H18V74H15ZM24 75H25V73H24ZM39 75H40V74H39ZM51 75H52V74H51ZM54 75H55V78H56V75H58V73H57V74H54ZM67 75H66V76H67ZM40 76H43V75H40ZM62 76H63V75H62ZM64 76H65V75H64ZM64 76H63V78H65ZM75 76H77V75H75ZM80 76L83 77V76H84L83 73H82V75H79V78H80ZM86 76H87V75H86ZM248 76H249V75H248ZM252 77H253V76H252ZM9 78H10V79H9ZM19 78H20V77H19ZM26 78H27V77H26ZM34 78H36V76H35ZM52 78H54V77H52ZM84 78H85V77H84ZM84 78H83V79H84ZM255 78H256V77H255ZM36 79H37V78H36ZM56 79H57V78H56ZM67 79H68V78H67ZM81 79H82V78H81ZM40 80H41V79H40ZM52 80H53V79H52ZM88 80H90V78H88ZM53 81H54V80H53ZM77 81H78V80H77ZM84 81H85V80H84ZM246 81H247V79H246ZM251 81H252V79H251ZM255 81H256V80H255ZM16 82H17V81H16ZM24 82H25V80H24ZM40 82H42V81H40ZM57 82H58V81H57ZM81 82H82V81H81ZM90 82H91V81H90ZM248 82H250V81H248ZM248 82H247V83H248ZM253 82H254V80H253ZM17 83H18V82H17ZM19 83H20V82H19ZM52 83H53V82H52ZM55 83H56V82H55ZM67 83H68V82H67ZM82 83H83V82H82ZM39 84H40V83H39ZM252 84H253V83L250 82V86H251ZM10 85H11V83H10ZM16 85H19V84H16ZM16 85H15V86H16ZM33 85H35V84H33ZM40 85H41V84H40ZM60 85H61V84H60ZM60 85H59V83H58V86H60ZM86 86H87V84H86ZM32 87H33V86H32ZM32 87H31V88H32ZM38 87H40V86L38 85ZM42 87H44V86H42ZM67 87H69V89H71V88H70L71 85H69V86H67ZM5 88H6V89H5ZM34 88L36 89V87H33L32 89H34ZM80 88H81V87H80ZM83 88H84V87H83ZM40 89H41V88H40ZM66 89H68V88H66ZM5 90H6V91H5ZM23 90H24V89H23ZM11 91H12V90H11ZM52 91H54V90H52ZM55 91H56V90H55ZM8 92H9V91H8ZM8 92H7L6 94H8ZM23 92H24V91H23ZM27 92H28V91H27ZM82 92H83V91H82ZM14 93H15V92H14ZM14 93H12V94H14ZM29 93H30V91H29ZM52 93H53V92H52ZM66 93H68V92H66ZM69 93H70V92H69ZM12 94H11V95L9 94V96H12ZM15 94H16V93H15ZM36 94H37V92H36ZM36 94H35V95H36ZM47 94H48V93H47ZM47 94H46V95H47ZM55 94H56V92H55L53 95L55 96ZM69 95H70V94H69ZM13 96H14V95H13ZM13 96L10 97V98H13V99H14ZM43 96H44V95H43ZM75 96H76V95H75ZM17 97H18V96H17ZM44 97H45V96H44ZM76 97H77V96H76ZM59 98H62V97L60 96ZM68 98H69V97H68ZM74 98H75V97H74ZM13 99H12V100H13ZM55 99H56V97H55ZM55 99L53 100L54 102H55ZM66 99H67V98H66ZM10 100H11V99H10ZM10 100H9V101H10ZM19 100H20V99H19ZM21 100H22V98H21ZM21 100H20V101H21ZM29 100H30V99H29ZM45 100H47V99H45ZM51 100H52V99H51ZM59 100H60V99H59ZM70 100H71V99H70ZM3 101H6V99L3 100ZM31 101H33V100H31ZM77 101H78V100H77ZM21 102H22V101H21ZM38 102H39V101H38ZM69 102L71 103V101H69ZM28 103H29V102H28ZM32 103H33V102H32ZM46 103H47V102H46ZM56 103H57V102H56ZM56 103H54V104H56ZM61 103H62V102H61ZM80 103H81V102H80ZM4 104H6V103L4 102ZM8 104H9V103H8ZM50 104H51V103H50ZM54 104H53V105H54ZM59 104H60V103H59ZM62 104H63V103H62ZM65 104H69V103H65ZM73 104H76V103L73 102ZM78 104H79V103H78ZM2 105H3V104H2ZM6 105H7V104H6ZM6 105H4V106H6ZM17 105H18V104H17ZM17 105H16V106H17ZM25 105H26V104H25ZM33 105H34V104H33ZM33 105L30 104V106H33ZM53 105H52V106H53ZM8 106H9V105H8ZM12 106H13V105H12ZM16 106H15V107H16ZM34 106H36V105H34ZM62 106H63V105H62ZM65 106H66V105H65ZM69 106H72V105H69ZM78 106H79V105H78ZM80 106H81V104H80ZM57 107H58V106H57ZM60 107H61V106H60ZM60 107H58V108H60ZM54 108H55V106H54ZM54 108H53V109H54ZM62 108H63V107H62ZM49 109H52V108L49 107ZM53 109H52V110H53ZM55 109L57 110V108H55ZM73 109H74V107H73ZM2 110H3V109H2ZM37 110H38V109H37ZM46 110H47V109H46ZM58 110H59V109H58ZM61 110H62V109H61ZM65 110H66V111H70L71 109L68 110V109H65V108H64L63 111H65ZM14 111H15V110H14ZM31 111H32V110H31ZM34 111H35V110H34ZM34 111H33V112H34ZM47 111H48V110H47ZM0 112H1V111H0ZM26 112H27V111H26ZM55 112H60V113H61V111H55ZM81 112H82V111H81ZM44 113H45V112H44ZM63 113H64V112H63ZM66 113H67V112H66ZM69 113H71V112H69ZM76 113H77V111H76ZM13 114H16V113H13ZM35 114H36V113H35ZM2 115H3V114H2ZM5 115H6V114H5ZM22 115H23V114H22ZM41 115H42V114H41ZM44 115H45V114H44ZM46 115H47V114H46ZM50 115H51V114H50ZM52 115H53V114H52ZM55 115H56V114H55ZM58 115H59V114H58ZM79 115H80V114H79ZM9 116H11V115H8V118H9ZM17 116H18V115H17ZM17 116H15V117H17ZM24 116H25V115H24ZM61 116H62V115H61ZM67 116H68V115H67ZM67 116H65V117H67ZM81 116H82V115H81ZM2 117H3V116H2ZM11 117L13 118V116H11ZM15 117H14V118H15ZM48 117H50V116H48ZM68 117H70V116H68ZM8 118H7V117H4L5 120H6V119L8 120ZM14 118H13V119H14ZM23 118H24V117H23ZM23 118H22V119H23ZM41 118H42V117H41ZM55 118H56V116H55ZM73 118H74V117H73ZM78 118H79V117H78ZM81 118H82V117H81ZM81 118H80V119H81ZM0 119H1V118H0ZM2 119H3V118H2ZM35 119H38V118H35ZM51 119H53V118H51ZM51 119L49 120V118H48V120H49L50 122H52L51 124H53V121H51ZM58 119H59V118H58ZM63 119H64V118H63ZM100 119H101V118H100ZM9 120H10L9 122H11V119H9ZM19 120H20V119H19ZM32 120H34V119H32ZM41 120H42V119H41ZM44 120H45V119H44ZM83 120H84V119H83ZM14 121H16V120H14ZM30 121H31V119H30ZM35 121H36V120H35ZM42 121H43V120H42ZM54 121H55V120H54ZM57 121H58V120H57ZM57 121H56V123H57ZM67 121H68V120H67ZM81 121H82V120H81ZM1 122H2V121H1ZM3 122H4V121H3ZM6 122H7V121H6ZM12 122H13V121H12ZM73 122H75V121H73ZM85 122H86V120H85ZM15 123H16V122H15ZM36 123H37V122H36ZM45 123H46V122H45ZM63 123H64V122H63ZM70 123H71V122H70ZM87 123H88V122H87ZM5 124H6V123H5ZM16 124H17V123H16ZM48 124H49V123H48ZM71 124H72V123H71ZM91 124L93 125V123H91ZM94 124H95V123H94ZM6 125H7V124H6ZM20 125H21V124H20ZM56 125H58V123H57ZM63 125H64V124H63ZM66 125H67V124H66ZM68 125H69V124H68ZM262 125H263V124H262ZM2 126H3V125H2ZM2 126H1V129H2V131H3L5 128H2ZM7 126H8V125H7ZM59 126H60V125H59ZM84 126H85V125H84ZM89 126H90V125H89ZM93 126L95 127V125H93ZM256 126H258V125H256ZM9 127H10V126H9ZM44 127H45V126H44ZM44 127H43V128H44ZM52 127H53V125H52ZM90 127H91V126H90ZM7 128H8V127H7ZM16 128H17V127H16ZM54 128H55V127H54ZM64 128H66V127H64ZM67 128H69V126H68ZM67 128H66V130H67ZM75 128H76V127H75ZM87 128H88V127H87ZM55 129H56V128H55ZM81 129H83V128H81ZM17 130H18V129H17ZM25 130H26V129H25ZM41 130H43V129H41ZM44 130H45V129H44ZM51 130H52V129H51ZM56 130H57V129H56ZM63 130H64V129H63ZM84 130H85V129H84ZM255 130H256V129H255ZM19 131H20V130H19ZM48 131H49V130H48ZM48 131H47V132H48ZM52 131H53V130H52ZM72 131H73V130H72ZM80 131H81V130H80ZM85 131H87V129H86ZM98 131H99V130H97V132H98ZM10 132H11V131H10ZM54 132H55V130H54ZM59 132H60V131H59ZM61 132H62V131H61ZM61 132H60V133H61ZM64 132H65V131H64ZM64 132H63V133H64ZM52 133H53V132H52ZM90 133H91V132H90ZM3 134H5L4 131H3ZM6 134H7V133H6ZM6 134H5V135H6ZM40 134H41V133H40ZM53 134H54V133H53ZM61 134H62V133H61ZM7 135H8V134H7ZM23 135H24V134H23ZM42 135H44V134H42ZM49 135H50V134H49ZM58 135H59V133H58ZM78 135L80 136L79 133H78ZM82 135H83V134H82ZM94 135H96V134H94ZM33 136H34V135H33ZM44 136H45V135H44ZM46 136H47V137H44V138H49V137H50V136L48 137V135H46ZM53 136L56 137V135H53ZM73 136H76V135L73 134ZM8 137H9V136H8ZM40 137H41V136H40ZM60 137H62V136H60ZM80 137H81V136H80ZM80 137H78V138L80 139ZM97 137H99V135H97ZM100 137H101V136H100ZM21 138H23V137H20V140H21ZM52 138H54V137H52ZM58 138H59V137H58ZM64 138H65V137H64ZM2 139H3V138H2ZM6 139H7V138H6ZM54 139H55V138H54ZM59 139H60V138H59ZM70 139H71V138H70ZM72 139H73V138H72ZM99 139H102V138H99ZM35 140H36V139H35ZM40 140H41V139H40ZM40 140L38 139V141H40ZM64 140H66V139H64ZM76 140H77V139H76ZM76 140L74 139L75 142H78V141H76ZM82 140H83V139H82ZM96 140L98 141V139H96ZM8 141H9V140H8ZM27 141H28V140H27ZM68 141H69V140H68ZM72 141H73V140H72ZM83 141H85V140H83ZM1 142H2V141H1ZM11 142H13V140H12ZM28 142H29V141H28ZM30 142H31V139H30ZM33 142H35V141H33ZM45 142H48V143H49V140H47V141H45ZM45 142H42V143H44V144H40V145L38 146L37 150L39 149V150L41 151V149H42L41 147H42V146H43V147H46L47 145H45ZM51 142H52V141H51ZM88 142H90V141H88ZM3 143H4V141H3ZM22 143H23V142H22ZM36 143H38V142H36ZM40 143H41V142H40ZM56 143H57V142H56ZM65 143H66V142H65ZM82 143H83V142H82ZM84 143H86V141H85ZM100 143H101V142H100ZM5 144H6V143H5ZM23 144H24V143H23ZM29 144H30V143H29ZM46 144H47V143H46ZM61 144H62V143H60V145H61ZM69 144H70V143H69ZM80 144H81V143H80ZM263 144H264V143H263ZM0 145H1V144H0ZM25 145H26V144H25ZM25 145H24V147H25ZM44 145H45V146H44ZM74 145H75V144H74ZM81 145H82V144H81ZM94 145H95V144H94ZM2 146H4V145H2ZM12 146H13V145H12ZM16 146H17V145H16ZM32 146H33V145H32ZM64 146H66V145L64 144ZM76 146H78V145H76ZM89 146H90V145H89ZM120 146H121V145H120ZM19 147H20V145H19ZM29 147H30V146H29ZM47 147H48V146H47ZM68 147H69V146H68ZM70 147H71V146H70ZM80 147H81V146H80ZM82 147H83V145H82ZM90 147H91V146H90ZM115 147H116V146H115ZM25 148H27V147H25ZM40 148H41V149H40ZM48 148H49V147H48ZM86 148H87V147H86ZM120 148H121V147H120ZM16 149H17V148H16ZM50 149H51V148H50ZM68 149L70 150V148H68ZM72 149H74V148H72ZM72 149H71V150H72ZM82 149H83V148H82ZM91 149H93V147H91ZM91 149H89V150H91ZM117 149H118V148H117ZM20 150H21V148H20ZM23 150H24V149H23ZM23 150H22V151H23ZM45 150H47V149H45ZM45 150H44V152H45ZM56 150H57V148H56ZM83 150H84V149H83ZM83 150H82V151H83ZM96 150H97V149H96ZM121 150H122V149H121ZM121 150H120V151H121ZM8 151H9V150H8ZM40 151H39V152H40ZM53 151H55V150H53ZM53 151H50V152L52 153ZM57 151H58V150H57ZM65 151H66V150H65ZM74 151H75V150H74ZM74 151H73V152H74ZM97 151H98V150H97ZM117 151H118V150H117ZM34 152H35V151H34ZM42 152H43V150H42ZM44 152H43V154H44ZM47 152H48V151H47ZM62 152H64V151H62ZM68 152H69V151H68ZM75 152H76V151H75ZM80 152H81V151H80ZM114 152H115V151H114ZM121 152H122V151H121ZM1 153L6 154L7 152L4 153V152L2 151ZM1 153H0V155H1ZM16 153H17V152L15 151L14 154H16ZM20 153H22V152L20 151ZM90 153H91V152H89V154H90ZM116 153H117V152H116ZM8 154H9V152H8ZM37 154H39V153L37 152ZM37 154H36V152H35V155H37ZM60 154H61V153H60ZM60 154H59V156H60ZM63 154H64V153H63ZM63 154H62V155H63ZM68 154H69V153H68ZM85 154H86V153H85ZM87 154H88V153H87ZM87 154H86V156H85L86 159L83 158L84 161L88 159V158H87ZM93 154H94V153H93ZM28 155L30 156L31 154H28ZM28 155H27V156H28ZM44 155H45V154H44ZM46 155H47V154H46ZM52 155H53V154H52ZM71 155H72V154H71ZM73 155H74V154H73ZM78 155H79V154H78ZM115 155H116V154H115ZM115 155H114V153H113V156H114V157H115ZM4 156H5V155H4ZM7 156H8V155H7ZM16 156H17V155H16ZM16 156H15V157H16ZM29 156H28V157H29ZM33 156H34V155H33ZM69 156H70V155H69ZM74 156H75V155H74ZM0 157H1V156H0ZM40 157H41V156H40ZM40 157H39V158H40ZM46 157H47V156H46ZM53 157H54V156H53ZM64 157L66 158V156H64ZM64 157H63V158H64ZM88 157H91V156L88 155ZM93 157H94V156H93ZM7 158H8V157H7ZM17 158H19V156H18ZM31 158H32V156H31ZM36 158L38 159V156H37ZM49 158H50V156H49ZM51 158H52V157H51ZM56 158H58V156H57ZM65 158H64V159H65ZM74 158H76V157H74ZM80 158H81V157H80ZM119 158H120V156H119ZM121 158H122V157H121ZM43 159H44V158H43ZM47 159H48V157H47ZM47 159H44V160H47ZM52 159H53V158H52ZM60 159H62V158L60 157ZM60 159H59V160L57 159V161H60ZM64 159H62V160H64ZM66 159H67V158H66ZM5 160H7L6 157H5ZM15 160H16V158H15ZM21 160H22V159H21ZM33 160H35V159H33ZM44 160H43V161H44ZM72 160H73V159H72ZM72 160H70V161H72ZM18 161H19V160H18ZM31 161H32V160H31ZM41 161H42V160H41ZM41 161L38 159V162H41ZM47 161H48V160H47ZM57 161H56V162H57ZM64 161H66V160H64ZM64 161H62V162L65 163ZM73 161H74V160H73ZM73 161H72V162H73ZM79 161H80V160H79ZM84 161H82L83 164H85ZM4 162H6V161H4ZM21 162H22V161H21ZM24 162H26V161H24ZM27 162H28V161H27ZM27 162H26V163H27ZM48 162L50 163V161H48ZM87 162H88V160H87ZM15 163H18V165H20L19 162H15ZM15 163L13 162V164H15ZM34 163L37 164V161L34 162ZM34 163H33V161L31 162L32 165H33ZM49 163H47V164H49ZM57 163H59V162H57ZM57 163H55V164L57 165ZM67 163H68V162H67ZM67 163H66V164H67ZM75 163H76V162H75ZM2 164H3V163H2ZM24 164H25V163H24ZM38 164H39V163H38ZM40 164H41V163H40ZM44 164H46V163H44ZM44 164H43V165H44ZM0 165H1V163H0ZM7 165H9V164H7ZM28 165H29V164H28ZM43 165H40V166L44 167ZM53 165H54V164H53ZM59 165H60V164H59ZM74 165H76V164H74ZM74 165H71V166H74ZM5 166H6V165H5ZM9 166H10V165H9ZM25 166H26V165H24V167H25ZM40 166H38V167H36V168H39V170H40V169H41ZM62 166H64V165L62 164ZM66 166H67V165H66ZM79 166L81 167V165H79ZM134 166H135V164H134ZM7 167H8V166H7ZM20 167H21V166H20ZM20 167H19V169H20ZM45 167H46V166H45ZM45 167H44V168H45ZM49 167H50V166H49ZM57 167H58V166H57ZM114 167H115V166H114ZM114 167H112V168H114ZM25 168H26V167H25ZM27 168H28V167H27ZM47 168H48V167H47ZM50 168H51V167H50ZM67 168H68V166H67ZM84 168H85V167H84ZM3 169H4V168H3ZM3 169L1 168L2 171H3ZM21 169H22V168H21ZM21 169H20V170H21ZM42 169H43V168H42ZM51 169H54V170H55L54 167L51 168ZM51 169H50V170H51ZM58 169H59V168H58ZM62 169H63V168H62ZM81 169H82V167H81ZM85 169H86V168H85ZM110 169H111V168H110ZM115 169H116V168H115ZM34 170L36 171L37 169H34ZM43 170H44V172H46L45 169H43ZM47 170H48V169H47ZM69 170H73V169L69 168ZM69 170H68V171H69ZM79 170H80V169H79ZM94 170H96V169H94ZM4 171H5V170H4ZM25 171H26V170H25ZM25 171H24V172H25ZM28 171H29V170H28ZM30 171L32 172V170H30ZM37 171H38V170H37ZM37 171H36V172H37ZM59 171H61V170H59ZM81 171H82V170H81ZM97 171H98V170H97ZM101 171H102V169H101ZM107 171H108V169H107ZM7 172H8V171H7ZM7 172H4V173H7ZM19 172H20V171H19ZM38 172H39V174L41 173L40 171H38ZM49 172H50V175H51V174H52L51 171H49ZM54 172H55V171H54ZM54 172H53V173H54ZM87 172H88V171H87ZM87 172H86V173H87ZM90 172H91V171H90ZM95 172H96V171H95ZM115 172H116V171H115ZM28 173H29V172H28ZM66 173H67V172H66ZM91 173H92V172H91ZM96 173H97V172H96ZM101 173H102V172H101ZM108 173H109V172H108ZM110 173H113V174H114V169H111V172H110ZM110 173H109V174H110ZM26 174H27V173H26ZM44 174H45V173H42L43 177L46 176V175H44ZM64 174H65V173H64ZM74 174H76V173H74ZM82 174H85V173H82ZM82 174H80V175H82ZM89 174H90V173H89ZM97 174H99V173H97ZM104 174L107 175V173H104ZM117 174H118V171H117ZM119 174L121 175L122 173L120 172ZM119 174H118V175H119ZM7 175H8V174H7ZM11 175H12V174H11ZM20 175H21V173H20ZM31 175H32V174H31ZM34 175L37 176L38 174L36 173V174H34ZM50 175H49V176H50ZM52 175L55 176L54 174H52ZM52 175H51V176H52ZM59 175H61V174L59 173ZM69 175H70V174H69ZM80 175H78V177H79ZM92 175H94V174L92 173ZM110 175H111V174H110ZM2 176H4V175H2ZM14 176H15V175H14ZM18 176H19V175H18ZM27 176H29V175L27 174ZM38 176H39V175H38ZM57 176H58V175H57ZM63 176H64V175H63ZM96 176H98V175H96ZM22 177H23V176H22ZM29 177H30V176H29ZM43 177H42V178H43ZM55 177H56V176H55ZM78 177H77V178H78ZM99 177H101L100 174H99ZM99 177H97V178H99ZM121 177H123V176L121 175ZM3 178L5 179V177H3ZM6 178H7L6 180L9 179L8 177H6ZM25 178H26V177H25ZM25 178H24V179H25ZM42 178H41V179H42ZM47 178H48V176L45 177V179H47ZM60 178H61V177H60ZM79 178H81V176H80ZM85 178H86V176H85ZM88 178H89V177H88ZM94 178H96V177H94ZM94 178H93V179H94ZM106 178H107V177H106ZM111 178H112V177H111ZM126 178H127V177H126ZM17 179H19V177H17ZM24 179L22 178L23 181H24ZM30 179H33V176H32ZM39 179H40V178H39ZM49 179H50V178H49ZM49 179H48V180H49ZM66 179H67V178H66ZM71 179H72V178H71ZM102 179H103V178H102ZM102 179H101V180H102ZM119 179L121 180L122 178L119 177ZM124 179H125V178H124ZM131 179H132V178H131ZM0 180H1V179H0ZM2 180H3V179H2ZM10 180H12V178L9 179V181H10ZM15 180H16V179H15ZM22 180H21V181H22ZM54 180L56 181V179H54ZM58 180H61V179H58ZM58 180H57V181H58ZM117 180H118V179H117ZM122 180H123V179H122ZM134 180H135V179H134ZM4 181H5V180H4ZM26 181H27V179H26ZM32 181H33V180H32ZM39 181H40V180H39ZM42 181H44V179H43ZM55 181H54V182H55ZM61 181H63V180H61ZM68 181H70V180H68ZM68 181H67V183H68ZM71 181H75V180H71ZM82 181H85V180H82ZM82 181L79 180L80 183H81ZM90 181H92V183H93L94 180H91V179H90ZM96 181H97V180H96ZM5 182H6V181H5ZM10 182H11V181H10ZM13 182H14V181H13ZM16 182H17V181H16ZM16 182H15V183H16ZM19 182H20V181H19ZM48 182H49V181H48ZM48 182H46V183H48ZM52 182H53V180H52ZM79 182H78V183H79ZM86 182H87V181H86ZM117 182H118V181H117ZM117 182H116V183H117ZM129 182H130V181H129ZM11 183H12V182H11ZM33 183H34V182H33ZM43 183H45V181H44ZM57 183H59V181H58ZM60 183H61V182H60ZM65 183H66V182H65ZM70 183H72V182H70ZM70 183H68L67 185H71ZM74 183H75V182H74ZM74 183H72V184H74ZM76 183H77V181H76ZM76 183H75V184H76ZM78 183H77V184H78ZM83 183H84V182H83ZM135 183H136V182H135ZM141 183H142V182H141ZM144 183H145V184H144ZM144 183H142V185H144V186H145V185H148V183H147V184H146V182H144ZM28 184H29V183H28ZM39 184H40V183H39ZM39 184L37 183L36 185H39ZM54 184H55V183H54ZM54 184H52V185H54ZM77 184H76V185H77ZM86 184H87V183H86ZM90 184H91V183H90ZM128 184L130 185V183H128ZM133 184H134V183H133ZM138 184H139V183H138ZM138 184H136V185H138ZM4 185H5V184H4ZM16 185L18 186V184H16ZM16 185H15V186H16ZM31 185H32V184H31ZM41 185H42V184H41ZM61 185H62V184H61ZM61 185H60V186H61ZM81 185H82V184H81ZM88 185H89V184H88ZM120 185H121V183H120ZM125 185H127V184H125ZM125 185H123V186H125ZM129 185H128V186H129ZM9 186H10V185H9ZM12 186H13V185H12ZM12 186H11V189L13 188ZM25 186H26V184H25ZM34 186H35V185H34ZM43 186H46V185L43 184ZM82 186H83V185H82ZM95 186H96V185H95ZM21 187H23V185H22ZM35 187H36V186H35ZM35 187H34V188H35ZM37 187H39V188H45V187H42V186H37ZM48 187H49V186H47V188H48ZM52 187H53V186H52ZM69 187H71V186H69ZM73 187H74V186H72V188H73ZM76 187H77V186H76ZM84 187H85V186H84ZM87 187H89V186H87ZM119 187H122V186H119ZM139 187H140V185H139ZM146 187H148V186H145V191L147 192ZM4 188H5V186H4ZM8 188H10V187H8ZM14 188H16V187H14ZM31 188H32V187H31ZM53 188H54V187H53ZM63 188H64V189H62V190H65V189H66L65 187H63ZM89 188H90V187H89ZM123 188H125V187H123ZM129 188H131V187H129ZM141 188H143V187H141ZM141 188H139V189H141ZM148 188H149V187H148ZM148 188H147V189H148ZM28 189H30V187L27 186V190H28ZM37 189H38V188H37ZM48 189H50V188H48ZM59 189H60V188H59ZM73 189H74V191H76V193L78 192L77 189H76V190H75V188H73ZM116 189H117V188H116ZM126 189H127V192H128V191H129L128 188H125V190H126ZM132 189H133V188H132ZM137 189H138V188H137ZM8 190H9V189H8ZM12 190H14V189H12ZM12 190H11V191H12ZM25 190H26V189H25ZM25 190L23 191L22 189L20 190V188H19V191H20V192L22 191V192L24 193ZM34 190H35V189H34ZM52 190H53V189H52ZM54 190H56V189L54 188ZM54 190H53V191H54ZM78 190H80V189H78ZM82 190H84V189L82 188ZM85 190H86V189H85ZM88 190H89V189H88ZM88 190H87V191H88ZM118 190H120V189H118ZM125 190L123 189V190H121V192H122V191H125ZM49 191L51 192V190H49ZM65 191L67 192V189H66ZM74 191L72 190V193H74ZM142 191H143L142 194H144L145 197H146V194H147L148 192L145 193V191L141 189V192H142ZM15 192H16V191H15ZM20 192H19V193H20ZM26 192H27V191H26ZM46 192H48V190H47ZM55 192L57 193V191H55ZM79 192H80V191H79ZM91 192H92V191H91ZM91 192H87V194H88V193H91ZM116 192H117V191H116ZM121 192H120V193H121ZM125 192H126V191H125ZM135 192H136V191H135ZM137 192H138V191H137ZM137 192H136V194L138 195ZM27 193H28V192H27ZM30 193H32V192L29 191V194H30ZM40 193H41V191H40ZM43 193H45V192H44V189H43ZM43 193H42V194H43ZM53 193H54V192H53ZM72 193H71V195H72ZM132 193H133V191H132ZM20 194H21V193H20ZM29 194H28V195H29ZM33 194H34V192H33ZM36 194H37V193H36ZM50 194H51V193H50ZM58 194H59V196H60V193H58ZM58 194H56V195H58ZM61 194H62V193H61ZM63 194H65V193H63ZM77 194H79V193H77ZM80 194H82V193H80ZM113 194H114V193H113ZM117 194H119V192H117ZM123 194H124V193H123ZM139 194H140V193H139ZM5 195H6V194H5ZM7 195H8V193H7ZM10 195H11V194H10ZM21 195H22V194H21ZM21 195H20V196H21ZM24 195H25V194H24ZM28 195H26V196H28ZM44 195H47V194H43V195H42V199L45 198ZM74 195H76V194H74ZM83 195H84V193H83ZM89 195H90V194H89ZM126 195H127V193H126ZM144 195H141V196H142V200H144V199H143V196H144ZM29 196H30V195H29ZM50 196H51V195H50ZM54 196H55V195H52L53 198H54ZM63 196H64V195H63ZM69 196H70V195H69ZM69 196H66V197H69ZM81 196H82V195H81ZM85 196H87V195H85ZM119 196H120V194H119ZM119 196H118V197H119ZM133 196H135V195H133ZM149 196H150V195H149ZM3 197H4V199H6V197L11 198L12 196H3ZM18 197H19V195H18L17 197H15V198H16V199H20L19 201L22 202L23 199L18 198ZM36 197L39 198L40 196L38 195V196H36ZM47 197H48V196H47ZM56 197H57V196H56ZM75 197H76V196H75ZM78 197H79V195H78ZM83 197H84V196H83ZM83 197H81V198H83ZM115 197H116V196H115ZM120 197H122V196H120ZM120 197H119V198H120ZM136 197L138 198V196H136ZM145 197H144V198H145ZM9 198H7V199L10 200ZM26 198H27V197H26ZM26 198H25V199H26ZM58 198H59V197H58ZM69 198H70V197H69ZM79 198H80V197H79ZM79 198L77 199V197H76L75 199L80 200ZM84 198H85V197H84ZM84 198H83V201L85 200ZM128 198H129V197H128ZM132 198H134V197H132ZM149 198H150V197L147 196V199H145V200L151 202L150 200H152V199H151V198L149 199ZM25 199L23 200V201H24L23 204H24V205H29L30 203H29V204H26V203H28L27 201H29V200L32 199V198H31V197H30V198H27V199H29V200H27V199L25 200ZM34 199H35V198H34ZM50 199H51V198H50ZM67 199H68V198H67ZM70 199H71V198H70ZM87 199H88V197H87ZM121 199H122V198H121ZM139 199H140V198H139ZM46 200H47V199H46ZM51 200H52V199H51ZM54 200H57V199H54ZM63 200H64V202H66V203L69 201V200H65V199H63ZM81 200H82V199H81ZM88 200H89V199H88ZM123 200H124V199H123ZM126 200H128V199L126 198ZM145 200H144V201H145ZM38 201H39V200H38ZM38 201H35V200H34L33 202H37V203H38ZM49 201H50V200H49ZM57 201H58V200H57ZM72 201H73V200H72ZM86 201H87V200H86ZM130 201H131V200L129 199V202H130ZM134 201L136 202V199H135ZM140 201H141V200H140ZM144 201H142L143 204H144ZM157 201L159 202V200H157ZM157 201H156V200H155L154 202L152 201V202L154 203V206L158 203ZM6 202H11V201H6ZM17 202H18V201H17ZM30 202H31V201H30ZM51 202H52V201H51ZM74 202H77V201H74ZM84 202H85V201H84ZM111 202H112V201H111ZM125 202H126V201H125ZM129 202H128V203H129ZM132 202H133V201H131V203H132ZM138 202H139V201H137L136 204H137ZM152 202H151V203H152ZM155 202H156V203H155ZM3 203H4V202H3ZM13 203H14V202H13ZM19 203H20V202H19ZM19 203H18L17 205H21V203H20V204H19ZM39 203H40V201H39ZM39 203H38V204H39ZM45 203H48V201H46ZM54 203H55V202H54ZM56 203H57V202H56ZM56 203H55V204H56ZM87 203H89V202H87ZM91 203H93V202H91ZM95 203H96V202H95ZM139 203H140V202H139ZM147 203H148V202H145L144 205H146ZM151 203H149V204H151ZM153 203H152V204H153ZM159 203H160V202H159ZM161 203H162V202H161ZM161 203H160V205H161ZM6 204L8 205V203H6ZM11 204H12V203H11ZM60 204H61V203H60ZM75 204H76V203H75ZM79 204H81V202H80ZM79 204H78V205H79ZM89 204H90V203H89ZM115 204H116V202H115ZM124 204H125V203H124ZM124 204H123V205H124ZM149 204H147V205H149ZM24 205H23V207H24ZM40 205H42V204L40 203ZM63 205H64V204H63ZM66 205H67V204H66ZM81 205L83 206V203H82ZM113 205H114V204H113ZM123 205H122V206H123ZM126 205L128 206V204H126ZM139 205H140V204H139ZM144 205H143V206H144ZM157 205H159V204H157ZM157 205H156V206H157ZM160 205H159V206H160ZM1 206H2V205H1ZM9 206H10V205H9ZM70 206H71V205H70ZM79 206H80V205H79ZM88 206H90V205H88ZM93 206H94V205H93ZM114 206H116V205H114ZM156 206H155L154 208H158V210L156 211V213H157V212L160 211L159 208L162 207L163 205H161L160 207H159V206L156 207ZM2 207H3V206H2ZM5 207H6V206H5ZM10 207H11V206H10ZM10 207H9V208H10ZM12 207H14V206H12ZM18 207H19V206H18ZM18 207H17V208H18ZM34 207H35V206H34ZM36 207H38V206H36ZM44 207H45V206H44ZM49 207H50V205H48V209H49ZM55 207H56V206H54V208H55ZM77 207H78V206H76V208H74V207H73V208H74L75 210H77ZM91 207H92V206H91ZM107 207H108V206H107ZM120 207H121V205H120ZM131 207H132V206H131ZM145 207L148 208V206H145ZM28 208H29V207H26L25 209H28ZM58 208H59V207H58ZM66 208H67V207H66ZM83 208H84V207H83ZM83 208H81V209H83ZM92 208H93V207H92ZM118 208H119V207H118ZM128 208H130V204H129V207H128ZM132 208H133V207H132ZM135 208H136V210H137V207H136V206H135ZM139 208H140V206H139ZM152 208H153V207H152ZM154 208H153V210L150 211V212H153V211H154V213H155ZM0 209H1V208H0ZM20 209H21V206H20ZM38 209H39V208H38ZM70 209H71V208H70ZM116 209H117V208H116ZM126 209H127V208H126ZM126 209L124 208V210H126ZM130 209H131V208H130ZM130 209H129V210H130ZM141 209H142V208H141ZM141 209H140V210H141ZM161 209H162V208H161ZM18 210H19V209H18ZM21 210H22V209H21ZM30 210H31V209H30ZM32 210H33V208H32ZM63 210H64V209H63ZM66 210H67V209H66ZM72 210H73V209H72ZM75 210H73V211H75ZM86 210H87V209H86ZM89 210H90V209H89ZM94 210H95V209H94ZM94 210H93V211H94ZM109 210H110V209H109ZM122 210H123V209H122ZM124 210H123V211H124ZM129 210H128V211H129ZM131 210H133V209H131ZM144 210H146V208H145ZM147 210H151V207H150V209H147ZM1 211H3V210H1ZM23 211H24V209H23ZM23 211H22V212H23ZM26 211H27V210H26ZM34 211H35V210H34ZM36 211H37V210H36ZM45 211H46V210H45ZM45 211H44V212H45ZM68 211H71V210H68ZM73 211H72V212H73ZM83 211H85V210H83ZM83 211H82V212H83ZM111 211H112V210H111ZM133 211H134V210H133ZM133 211H132V212H133ZM161 211L163 212L164 210L162 209ZM22 212H20V213H22ZM28 212H29V211H28ZM58 212H60V211H58ZM62 212H65V213H66V211H61L60 213H62ZM82 212H81V213H82ZM107 212H108V211H107ZM117 212H118V211H117ZM150 212H149V214H151ZM162 212H161V213H162ZM165 212H166V211H165ZM2 213H3V212H2ZM8 213H11V211L8 212ZM20 213H19V214H20ZM29 213H30V212H29ZM39 213H40V212H39ZM49 213H50V212H49ZM75 213H76V212H74V214H75ZM127 213H128V212H127ZM142 213H144V212H142ZM173 213H176V212H173ZM13 214L16 216L17 213L15 214V212H14ZM40 214H41V213H40ZM45 214H47V213H44L43 215H45ZM50 214H52V213H50ZM74 214H73V215H74ZM76 214H78V212H77ZM84 214H85V213H84ZM86 214H88V213H86ZM110 214H112V212H111ZM115 214H116V212H115ZM118 214H120V213H118ZM122 214L125 215L123 212H122ZM147 214H148V213H147ZM149 214H148V215H149ZM152 214H153V213H152ZM158 214H160V213H158ZM158 214H157V215H158ZM0 215H1V214H0ZM4 215H5V214H4ZM4 215H1L0 217H3ZM63 215H64V214H63ZM78 215H79V214H78ZM81 215H82V214H81ZM93 215H94V214H93ZM123 215H122V216H123ZM130 215H131V214H130ZM135 215H136V214H135ZM153 215H154V214H153ZM164 215H165V214H164ZM166 215H168V214L166 213ZM173 215H174V214H173ZM175 215L178 216V214H175ZM8 216H9V215H8ZM15 216H14L13 218H16ZM20 216H21V215H20ZM22 216L24 217L25 215H22ZM27 216H28V215H27ZM46 216H47V215H46ZM52 216H53V215H51V218H52ZM55 216L58 217L59 215H58V216L55 215ZM67 216H68V215H67ZM69 216H70V215H69ZM74 216H75V215H74ZM76 216H77V215H76ZM102 216H103V215H102ZM108 216H109V215H108ZM119 216H120V215H119ZM138 216L142 217L140 214H139V215L137 214V217L135 216V218H136L135 220H137V221L140 220V219H137ZM143 216H144V215H143ZM160 216H161V215H160ZM170 216H171V214H170ZM4 217H5V216H4ZM23 217H22V218H23ZM37 217H40V216H37ZM53 217H54V216H53ZM61 217H62V215H61ZM78 217H79V216H78ZM78 217H76V218H78ZM83 217H84V216H83ZM85 217H87V215H86ZM92 217H93V216H92ZM92 217H91V218H92ZM109 217H110V216H109ZM120 217H121V216H120ZM150 217H151V216H150ZM152 217H153V216H152ZM167 217H169V215H168ZM174 217H175V216H174ZM181 217H182V216H181ZM181 217L179 216V218H181ZM9 218H10V217H9ZM9 218H7V219H9ZM25 218H26V217H25ZM27 218H31V220H29V221L33 222V221H32V217L28 216ZM35 218H36V216H35ZM41 218H42V216H41ZM46 218H50V217L47 216ZM59 218H60V217H59ZM71 218H72V217H71ZM101 218H102V217H101ZM104 218H105V217H104ZM107 218H108V217H107ZM126 218H127V216H126ZM144 218H145V217H144ZM157 218H158V217H157ZM11 219H12V217H11ZM52 219H55V218H52ZM52 219H50V220H52ZM74 219H75V218H74ZM78 219H80V217H79ZM117 219H118V215H117ZM121 219H122V218H121ZM121 219H120L119 221H121ZM145 219H148V218H145ZM160 219H161V217H160ZM160 219H159V220H160ZM167 219L169 220V218H167ZM171 219H172V217L170 218L169 221H167V220H166V221L170 223ZM175 219H176V217H175ZM181 219H183V218H181ZM185 219H186V218H185ZM4 220H5V219H4ZM15 220H16V219H15ZM17 220H18V218H17ZM37 220H38V219H37ZM39 220H40V222H41V221H42V222H43V221L46 222V221H45L46 219H45V220H44V219H42V220L39 219ZM58 220H59V219H58ZM64 220H65V219H64ZM70 220H71V219H70ZM80 220H81V219H80ZM84 220H85V219H83L81 222H83ZM129 220H130V219H129ZM141 220H143V219L141 218ZM141 220L138 221L139 224H140V222H142ZM150 220H152V219H150ZM153 220H154V219H153ZM159 220H158L157 222H159ZM173 220H174V218L172 219V225H173V223H174ZM7 221H10V220H7ZM18 221H19V220H18ZM22 221L24 222V221H26V220H24V218H23ZM29 221H28V222H29ZM56 221H57V220H56ZM86 221H87V220H86ZM91 221H92V220H91ZM96 221H97V219H96ZM100 221H102V220H100ZM122 221L124 222V218L122 219ZM122 221H121V222H122ZM127 221H128V219L125 220V222H127ZM131 221H132V219H131ZM137 221L135 222L136 225H137L136 228L139 229V226H138L139 224H137ZM147 221H148V220H147ZM154 221H155V220H154ZM174 221H175V220H174ZM176 221H177V220H176ZM181 221H182V220H181ZM4 222H5V221H4ZM26 222H27V221H26ZM28 222H27V223H28ZM48 222H49V221H48ZM54 222H55V221H54ZM65 222H66V220H65ZM65 222H64V223H65ZM76 222H77V220H76ZM76 222H73V223H76ZM84 222H85V221H84ZM92 222H93V221H92ZM92 222H91V223H92ZM108 222H109V221H108ZM123 222H122V224L125 225L126 223H125V222L123 223ZM133 222H134V221H133ZM144 222H146V221L144 220ZM162 222H163V221H162ZM178 222H179V220L177 221V224H178ZM2 223H3V221H2ZM10 223H12V222L7 223V229L10 227V226H9ZM15 223L18 224V222H15ZM15 223H14V224H15ZM49 223H50V222H49ZM51 223H52V222H51ZM51 223H50V225H51ZM56 223H57V222H56ZM73 223H72V224H73ZM77 223H78V222H77ZM91 223H90V224H91ZM96 223H97V222H96ZM100 223H101V222H100ZM113 223H114V221H113ZM135 223H134V224H135ZM149 223H150V221H149ZM160 223H161V221H160ZM17 224H16V225H17ZM22 224H23V223H22ZM25 224H26V223H25ZM31 224H32V223H31ZM36 224H37V223H36ZM42 224H43V226H44V223H42ZM42 224H40V225H42ZM82 224H83V226H84V223H82ZM82 224H80V225H82ZM128 224H130V222H129ZM151 224H152V222H151ZM151 224H150V225H151ZM154 224H155V222H154ZM157 224H159V223H157ZM164 224H165V223H164ZM164 224L161 223V225H164ZM10 225H11V224H10ZM18 225H19V224H18ZM26 225H27V224H26ZM28 225H29V223H28ZM28 225H27V226H28ZM32 225H33V224H32ZM48 225H49V224H48ZM53 225H54V224H53ZM57 225H58V224H57ZM87 225H89V224H87ZM87 225H85V226H87ZM94 225H95V224H94ZM112 225H113V224H112ZM120 225H121V224H120ZM124 225H123V227H124ZM126 225H127V224H126ZM140 225L143 227L144 223H142V224H140ZM146 225H147V224H146ZM146 225H144V227H145ZM148 225H149V224H148ZM148 225H147V226H148ZM161 225H160V226H161ZM169 225H171V224H169ZM169 225H168V226H169ZM178 225H180V224H178ZM4 226H5V224H4ZM8 226H9V227H8ZM24 226H25V225H24ZM30 226H31V225H30ZM54 226H55V225H54ZM61 226H62V224H61L59 227H61ZM64 226H65V224H64ZM74 226H77V225L75 224ZM95 226H96V225H95ZM108 226H109V225H108ZM117 226H118V225H117ZM141 226H140V228H141ZM157 226H158V225H157ZM168 226L165 225L164 228H163V231H164V230H165V231H166V230L168 231V229H167ZM0 227H1V225H0ZM20 227H21V225L18 226L19 229H20ZM28 227H29V226H28ZM33 227H34V226H33ZM37 227H38V226H37ZM93 227H94V226H93ZM99 227H100V226H99ZM110 227H111V225H110ZM110 227H109V229H110ZM115 227H116V226H115ZM115 227H114V228H115ZM123 227H122V228H123ZM125 227H126V226H125ZM129 227H130V226H129ZM153 227H154V226H153ZM1 228H2V227H1ZM5 228H6V227H4L3 229H5ZM10 228H12V227H10ZM14 228H15V227H14ZM35 228H36V227H35ZM71 228H72V227H71ZM71 228L68 229V230H70V233L72 232ZM88 228H89V227H88ZM119 228H121V227L119 226ZM119 228H118V229H119ZM130 228H131V227H130ZM145 228H147V227H145ZM155 228H156V227H155ZM171 228H172V226L170 227V229H171ZM15 229H17V228H15ZM22 229H23V228H22ZM32 229H34V228H32ZM72 229H73V228H72ZM74 229H75V228H74ZM93 229H96V228H93ZM97 229H98V228H97ZM107 229H108V227H107ZM107 229H106V230H107ZM118 229H116V231H117ZM133 229H134V225H133ZM153 229H154V228H153ZM158 229H160V227H159ZM158 229H156V230H158ZM172 229H174V228H172ZM176 229H177V232H179V231H178L179 228H176V227H175V230H176ZM26 230H27V229H25V231H26ZM46 230H47V229H45V231H46ZM53 230H54V229H53ZM57 230H58V229H57ZM60 230H63V229H60ZM65 230H66V229H65ZM68 230H66V231H68ZM89 230H90V229H89ZM102 230H103V229H102ZM112 230H113V229H112ZM125 230H126V228H125ZM140 230H141V229H140ZM149 230H150V229H149ZM4 231H5V230H4ZM4 231H3V232H4ZM6 231H7V230H6ZM8 231H9V229H8ZM8 231H7V232H8ZM23 231H24V230H23ZM25 231H24V232H25ZM31 231H32V230H31ZM36 231H37V229H36ZM36 231H35V232H36ZM47 231H48V230H47ZM63 231H64V230H63ZM63 231H62V233H64ZM121 231H123V230L121 229ZM127 231L130 233L131 230H127ZM127 231H126L125 233L128 234ZM167 231H166V235H167V233H168ZM11 232H12V231H11ZM21 232H22V230H21ZM29 232H30V230H29ZM37 232H38V231H37ZM54 232H55V231H54ZM74 232H75V231H74ZM98 232H102V231H99V230H98ZM110 232H111V231H110ZM110 232H109V233H110ZM113 232H114V231H113ZM119 232H120V231H119ZM133 232L135 233V229H134V231H132L130 234H133ZM140 232H141V231H140ZM140 232H139V233H140ZM152 232H158V231H152ZM177 232H175V234H173L174 237H175L176 235H178V234H176ZM15 233H16V232H15ZM15 233H14V234H15ZM27 233H28V232H26V234H27ZM31 233H32V232H31ZM75 233H76V232H75ZM90 233H91V232H89V234H90ZM121 233H122V232H121ZM147 233H149V231L146 232V230H145V232H144L145 235L143 234V231H142V233H141L140 235L146 236ZM150 233H151V231H150ZM173 233H174V231H173ZM9 234H12V233H9ZM17 234H18V235H19V234L21 235V233H19V232H18ZM22 234H24V233H22ZM34 234H35V233H34ZM38 234H41V233L38 232ZM47 234H49V233H47ZM86 234H87V233H86ZM102 234H103V233H102ZM106 234H108V233H106ZM115 234H116V233H115ZM130 234H129V235H130ZM161 234H162V233H161ZM4 235H5V234H4ZM12 235H13V234H12ZM12 235H11V236H12ZM24 235H25V234H24ZM28 235H29V236H27V237L25 236V237H26L27 239H28V237L31 239L30 234H28ZM42 235H44V234H42ZM65 235H67V234H65ZM65 235H64V236H65ZM68 235H69V234H68ZM68 235H67V236H68ZM70 235H71V234H70ZM82 235L85 236V234H82ZM82 235H81V237H80L81 239H82ZM91 235H92V233H91ZM95 235H96V234H95ZM111 235H112V233H111ZM121 235H123V233H122ZM140 235H139V236H140ZM152 235L154 236V234H152ZM152 235H149V234H148V236H152ZM155 235H156V233H155ZM159 235H160V234H159ZM0 236H1V235H0ZM5 236H7V234H6ZM9 236H10V235H9ZM14 236H15V235H14ZM14 236H13V237H14ZM16 236H17V235H16ZM16 236H15V238H16ZM31 236H32V235H31ZM51 236H52V235H51ZM51 236H50V237H51ZM59 236H60V235H59ZM71 236H72V235H71ZM76 236H77V235H76ZM87 236H88V235H87ZM130 236H131V235H130ZM21 237H23V235H21ZM46 237H47V235H46ZM60 237H62V235H61ZM73 237H74V236H73ZM90 237L92 238V236H90ZM102 237H103V236H102ZM109 237H110V235H109ZM111 237H112V236H111ZM111 237H110V238H111ZM123 237H124V236H123ZM125 237H126V236H125ZM155 237H156V236H155ZM159 237H160V236H159ZM169 237H172V236H170V235L168 236V235H167V237L164 236L165 239H164V238H162V239L167 240V238H168V240H169L168 243H169V242H170V238H169ZM1 238H2V237H1ZM4 238H5V237H4ZM7 238H8V240H9V237H6V239H7ZM19 238H20V237H19ZM48 238H49V237H48ZM54 238H56V236H54ZM84 238H85V237H83L82 240H84ZM86 238H87V237H86ZM121 238H122V237H121ZM132 238H133V236H132ZM172 238H173V237H172ZM178 238H179V235H178ZM2 239H3V238H2ZM2 239H0V254H1V253L3 254L2 251H3L4 249L6 250V248L2 249V248H3V245H2V244H3V241H2ZM6 239H5V240H6ZM12 239H13L12 241H14V238H12ZM23 239H24V238H23ZM23 239H22V240H23ZM34 239H35V238H34ZM34 239H32V240H34ZM36 239H37V238H36ZM62 239H64V238H62ZM72 239H73V238H72ZM93 239H94V238H93ZM101 239L104 240L105 238H101ZM101 239H100V240L98 239V240L103 242V240H101ZM117 239H118V238H117ZM119 239H120V238H119ZM128 239H131V237L128 238ZM128 239H127V240L124 239V240L130 242V240H128ZM135 239H136V238H135ZM145 239H146V238H144V240H145ZM162 239H160V240H162ZM15 240H16V239H15ZM40 240H42V239H40ZM57 240H58V241H61V239L59 240L58 238H57ZM64 240H65V239H64ZM70 240H71V239H70ZM88 240H89V236H88ZM141 240H142V239H141ZM141 240H140V241H141ZM149 240H150V238L148 237L145 241H148V242H149ZM152 240H159V239H158V238H153ZM171 240H172V239H171ZM178 240H179V239H178ZM180 240H181V239H180ZM12 241H11V242H12ZM16 241H19V239L16 240ZM45 241H46V240H45ZM85 241H87V240H85ZM126 241H124V242H126ZM131 241H134V240L132 239ZM140 241L137 240V244L140 243ZM26 242H28V241H25V243H26ZM46 242H47V241H46ZM76 242H77V241H76ZM80 242H81V241H80ZM96 242H97V241H96ZM102 242H101V243H102ZM111 242H112V241H111ZM114 242H115V240H114ZM142 242H144V241H141V243H142ZM148 242H146V243H148ZM152 242H153V241H152ZM154 242L158 243L157 241H154ZM154 242H153V243H154ZM159 242H161L160 244L163 243V241H159ZM184 242H185V239H184ZM6 243H7V242H6ZM21 243H22V242H21ZM23 243H24V242H23ZM29 243H31V241H30ZM32 243H33V242H32ZM39 243H40V242H39ZM55 243H56V242H55ZM77 243H78V242H77ZM82 243H83V242H82ZM109 243H110V242H109ZM115 243H117V242H115ZM120 243H122V242H120ZM126 243H128V242H126ZM132 243H133V242H132ZM134 243H135V242H134ZM146 243H145V244H146ZM164 243H166V241H164ZM181 243H182V241L180 242V244H181ZM64 244H65V243H64ZM84 244H86V242H84ZM91 244H92V243H91ZM103 244H105V243H103ZM106 244H107V243H106ZM117 244H119V243H117ZM122 244H123V243H122ZM122 244H121V245H122ZM129 244H130V243H129ZM137 244H134V245L136 246ZM160 244H159V245H160ZM182 244H184V243H182ZM182 244H181V245H182ZM185 244H186V243H185ZM18 245H19V244H18ZM23 245H25V244H23ZM44 245H45V244H44ZM56 245H59V243H58V244L56 243ZM56 245H54V246H56ZM61 245L63 246V244H61ZM74 245L76 246L77 244L75 243ZM92 245H93V244H92ZM92 245H90V246H92ZM119 245H120V244H119ZM149 245H152V243L147 244V246H149ZM156 245H157V244H156ZM156 245H155V246H156ZM11 246H12V245H10L9 248H11ZM33 246H34V244H33ZM35 246H36V245H35ZM37 246H38V245H37ZM68 246H69V245H68ZM82 246H83V244L81 245V247H82ZM90 246H89V247H90ZM95 246H96V245H95ZM107 246H108V245H107ZM117 246H118V245H116V247H117ZM126 246H129V245L127 244ZM139 246H140V244H139ZM139 246H137V247H139ZM164 246L166 247L165 244H164ZM164 246H163V249H162L163 253H164V250H165ZM169 246H170V244H169ZM185 246H186V245H185ZM185 246H182V247H184V248L186 249ZM1 247H2V248H1ZM21 247H22V246H21ZM59 247H60V246H59ZM81 247H80V248H81ZM113 247H114V246H113ZM124 247H125V246H124ZM149 247H150V246H149ZM152 247H153V246H152ZM152 247H151V248H152ZM156 247H157V246H156ZM160 247H162V246L160 245ZM171 247H173V249L171 248L172 251L174 250L173 252H175L176 249H174V246L172 245ZM178 247H179V246H178ZM178 247H177V249H178ZM190 247H191V246H190ZM190 247H189V248H190ZM12 248H13V247H12ZM15 248H16V246H15ZM18 248H19V247H18ZM18 248H17V249H18ZM22 248H23V247H22ZM36 248L38 249V247H36ZM40 248H42V247L40 246ZM68 248H70V247H67V248H65V249H68ZM90 248H91V247H90ZM92 248H94V247H92ZM96 248H97V247H96ZM106 248H107V247H106ZM111 248H112V247H111ZM141 248H142V249H141ZM141 248H140L141 251H137V253H138V252L141 253L142 250H144V249H143V246H141ZM175 248H176V247H175ZM189 248H187L188 251H189ZM1 249H2V251H1ZM17 249H16V250H17ZM25 249L27 250V247H26ZM73 249H74V248H73ZM75 249L77 250V248H75ZM81 249H82V248H81ZM84 249H85V248H84ZM98 249H100V248H98ZM132 249H134V248L132 247ZM137 249L139 250V248H137ZM137 249H135V251H136ZM190 249H191V248H190ZM23 250H24V249H23ZM29 250L31 251L30 247H29ZM34 250H35V249H34ZM50 250H51V248H50ZM53 250H54V249H53ZM55 250H56V249H55ZM60 250H61V249H60ZM76 250H75V251H76ZM92 250H93V249H92ZM112 250H113V249H112ZM114 250H116V248H115ZM121 250H123V249H121ZM125 250H126V249H125ZM125 250H124V252H125ZM148 250H149V248H148ZM155 250L157 251V250H159V249H155ZM155 250H154V251H155ZM160 250H161V248H160ZM166 250H168L167 247H166ZM166 250H165V251H166ZM169 250H170V249H169ZM10 251L12 252L13 250L10 249ZM47 251H49V250H47ZM61 251H62V250H61ZM79 251H80V250H79ZM86 251H87V250H85V252H86ZM104 251H105V249H104ZM108 251H109V250H108ZM116 251H117V250H116ZM116 251H115V252H116ZM118 251H119V249H118ZM129 251H130V250H129ZM135 251L133 250V252H135ZM145 251H146V250H145ZM191 251H192V249H191ZM5 252H6V251H5ZM17 252H18V251H17ZM34 252H35V251H33V253H34ZM51 252H52V251H51ZM53 252H55V253H57V254L59 253V251H58V252L53 251ZM64 252H65V250H64ZM66 252H70V251H66ZM66 252H65V253H66ZM77 252H78V251H77ZM81 252L84 253L83 250H82ZM88 252H89V250H88ZM131 252H132V251H131ZM147 252H150V250L147 251ZM152 252H153V251H152ZM176 252L179 253L178 251H176ZM8 253H9V252H8ZM8 253H6V254H8ZM18 253H22V254H24L23 252H20V251H19ZM28 253H29V252H28V250H27V253H26V254H28ZM39 253H40V252H39ZM55 253H53L54 256H55ZM73 253H74V252H73ZM91 253H92V252H91ZM103 253H104V252H103ZM117 253H118V252H117ZM155 253H156V252H155ZM158 253H159V251H158ZM160 253H161V251H160ZM166 253H167V251H166ZM177 253H176V254H177ZM184 253H185V254H184ZM186 253H189V252H187L186 250L183 251V254H184V255H186ZM6 254H5V255H6ZM29 254H30V253H29ZM41 254H42V253H41ZM69 254H70V253H69ZM77 254H78V253H77ZM77 254H76V255H77ZM81 254H82V253H81ZM89 254H90V252H89ZM94 254H95V253H94ZM134 254H135V253H134ZM144 254H146V252H145V253H142V257H143V258H145V257L147 256V255H146V256L144 257ZM153 254H154V253H153ZM171 254H172V253H171ZM171 254H170V257H169L170 260H168V261H169V264H170L171 262H174V261H173V258L175 257V256H174L175 254L173 253V256H174L173 258H171V257H172ZM189 254H190V253H189ZM45 255H47V254H45ZM71 255H74V254L71 253ZM71 255H69V256H71ZM76 255H75V256H76ZM83 255H85V254H83ZM96 255H97V254H96ZM96 255H95V256H96ZM113 255H114V254H113ZM117 255H119V254H117ZM127 255H128V254H127ZM130 255H133V253L130 254ZM135 255H136V254H135ZM154 255H155V254H154ZM154 255H153V257H154ZM157 255H158V254L155 255V258H156ZM161 255H162V254H161ZM168 255H169V253H168ZM178 255H179V254H178ZM178 255H177V256H178ZM7 256H8V255H7ZM7 256H6V257H7ZM11 256H12V255H11ZM21 256H22V255H21ZM26 256H27V255H26ZM41 256H42V255H41ZM63 256L66 257L65 254H63ZM81 256H82V255H81ZM90 256H91V255H90ZM102 256H103V255H102ZM110 256H111V255H109V257H110ZM121 256H122V255H121ZM139 256H140V255H139ZM22 257H23V256H22ZM45 257L50 258L51 256L47 255V256H45ZM55 257H56V256H55ZM76 257H77V256H76ZM76 257H74V259H75ZM88 257H89V256H88ZM115 257H116V256H115ZM119 257H120V256H119ZM135 257H136V256H133V257L131 256L132 259L135 258ZM150 257H152V255H150ZM180 257H181V256H180ZM182 257H183V256H182ZM186 257H189V255H188V256L186 255ZM186 257H185V259H186ZM2 258H3V257H2ZM7 258H8V260H9V256H8ZM13 258H14V257H13ZM41 258H42V257H41ZM51 258H52V257H51ZM57 258H59V257H57ZM71 258H73V257H71ZM83 258H84V257H83ZM129 258H130V257H129ZM129 258H128V259H129ZM148 258H149V257H148ZM158 258H161V256L159 257V255H158ZM162 258L166 259V258H168V257H167V255H166V257H162ZM0 259H1V256H0ZM20 259H21V258H20ZM23 259H24V257H23ZM25 259H26V258H25ZM60 259H61V258H60ZM84 259H85V258H84ZM95 259H96V258H95ZM104 259H105V258H104ZM110 259H111V258H110ZM116 259H117V258H116ZM121 259H122V258H121ZM125 259L127 260V258H125ZM132 259H131V260H132ZM136 259H138V257H136ZM146 259H147V257H146ZM153 259H154V258H152L151 260L153 261ZM175 259H176V258H175ZM175 259H174V260H175ZM185 259H184V260H185ZM189 259H191V260L193 261L192 258H189ZM189 259L187 258V260H189ZM6 260H7V259H6ZM17 260H19V258L16 259V261H17ZM30 260H32V259H30ZM45 260H46V259H45ZM45 260H44V261H45ZM51 260L55 261L54 259H51ZM61 260H62V259H61ZM63 260H65V259H63ZM69 260H70V259H69ZM69 260H67V261H69ZM78 260H80V259H78ZM86 260H88V259H86ZM105 260H106V259H105ZM126 260H125V261H126ZM142 260H143V259H142ZM147 260L149 261V259H147ZM166 260H167V259H166ZM2 261H3V260L1 259V260H0V264H3ZM14 261H15V260H14ZM37 261H38V260H37ZM41 261H43V260H41ZM73 261H74V260H73ZM84 261H85V260H84ZM84 261H83V263H84ZM97 261H98V260H97ZM127 261H128V260H127ZM133 261H134V259L132 260V263H133ZM140 261H141V260H140ZM170 261H171V262H170ZM22 262H25V261H22ZM38 262H40V261H38ZM49 262H50V261H49ZM49 262L47 261L48 264H49ZM51 262H52V261H51ZM59 262H60V261H59ZM112 262H113V259H112ZM112 262H111V263H112ZM118 262H119V261H118ZM120 262H121V261H120ZM120 262H119L118 264H120ZM153 262H154V261H153ZM162 262H163V261H162ZM166 262H167V261H166ZM183 262H184V261H183ZM185 262H189V261H185ZM190 262H191V261H190ZM9 263H11V262H9ZM34 263H35V262H34ZM40 263H41V262H40ZM45 263H46V261H45ZM56 263H57V262H56ZM56 263H55V264H56ZM61 263H62V262H61ZM69 263H70V262H69ZM80 263H82L81 260H80ZM89 263H90V262H89ZM107 263H108V262H107ZM109 263H110V262H109ZM130 263H131V262H130ZM138 263H139V262H138ZM140 263H141V262H140ZM146 263H151V262H146ZM146 263H145V264H146ZM157 263H158V262H157ZM159 263H161L160 260H159ZM163 263H164V262H163ZM191 263H192V262H191ZM51 264H52V263H51ZM62 264H65V263H62ZM71 264H73V263L71 262ZM75 264H76V263H75ZM113 264H114V263H113ZM116 264H117V263H116ZM142 264H143V263H142ZM164 264H165V263H164ZM177 264H179V263H177ZM188 264H190V263H188Z\"/></svg>",
	"mask_w": 264,
	"mask_h": 264
}]
</instances>
